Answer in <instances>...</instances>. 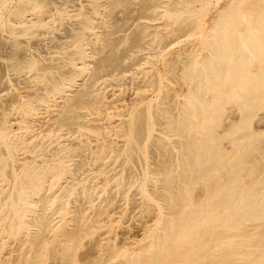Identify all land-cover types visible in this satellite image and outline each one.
<instances>
[{"label":"bare ground","instance_id":"6f19581e","mask_svg":"<svg viewBox=\"0 0 264 264\" xmlns=\"http://www.w3.org/2000/svg\"><path fill=\"white\" fill-rule=\"evenodd\" d=\"M8 1H10V0H8ZM19 1H20L19 3L21 5H23V7L26 5L25 3H27L28 5L31 4V3H32V5L33 4H38L39 5V4L45 2V0H19ZM89 1H91V0H89ZM177 1L181 2L182 4H184V2H186L187 0H177ZM50 2L54 3L55 1L51 0ZM103 2H104V0H103ZM109 2H110V5H111V9L112 8H116L119 5H122L124 7L129 8L130 5H131V0H110ZM256 2H257V5L260 6V4H259L260 1L259 0L258 1L255 0V3ZM49 3H48V0H47V3L45 4V6L47 4H49ZM53 3H52V5L55 6L56 4H53ZM105 3L106 2H104V4ZM155 3H156L155 0H141L140 1V8H139L140 12L143 13V14L152 15V12H151L150 9ZM263 3L264 2H262V5H264ZM233 4H235V3H233ZM233 4H232V7H233L232 9H234V7L237 8L235 5L233 6ZM5 5L7 6V0H0V11L4 7L6 8ZM205 5H207V4H205ZM229 5H231V3H229ZM229 5H227V6H229ZM238 5L240 6V4H238ZM39 6L41 7V5H39ZM45 6H44V8H46ZM48 6H49L48 9L51 10L50 9V8H52V7H50L51 3ZM102 6H104V5H102ZM225 6L226 5L224 4L222 9L225 8ZM239 6H238V8H239ZM258 6H257V8H258ZM261 6L259 7L260 8L259 9L260 12L258 11L259 13H257V11H256L257 8H256V6H254V9L256 8L255 10L253 9L255 11V15L258 14V16L254 17V18H251L252 16L251 17L249 16L251 12L248 15V13L244 12V9H243V12L246 13V14L241 12V14H236L234 17L231 16L230 18H228V15H227L226 18H228V19H225V17H221L220 18V16L223 15L222 13H221L222 15L219 14L220 16L217 15V17L220 18L221 20L219 19L220 20L219 21L218 18H217L216 19L217 21L215 23V25L217 24L216 25L217 27L214 25L215 28L213 26L212 27L214 29L211 28V32L213 30H216L215 32H217V33H213V34H216V36H214L212 34L213 36L210 37L211 35H210V32H209L207 39H209V37H210V40H207L208 42H206L207 45H208V49H209L208 53L210 52V55H211L210 59L207 60V58L209 56H207V57L204 56L205 57V61L202 60L203 62H199L198 61L199 57L197 56L198 53L196 54V51H191V49H190V51L188 50L189 52H186L187 54H185L186 56L184 55L185 56L184 58L183 57H179V56H178V60H175V58L173 59V57L171 58V60L173 59V61H171L172 66L169 69V72L166 71L168 65L166 67L164 65L163 68L165 69L164 71H166L165 74H167V73L170 74L172 71H175L176 69L180 68V70L178 69L179 70V74L181 72L180 78L183 77L181 80L185 79L186 80L185 83H187V85H189V88L187 86L188 89H187V91L185 93L183 91H185L186 88H185V90H183L184 88H183V86H181L180 87L182 89V91H181V89H179L178 86H177V89L180 92L177 91V93H175V94H177L176 96H178V94L183 92V94L181 93L182 97H184L183 96L184 94H185V97H186L185 100H184V98L182 99L183 100L182 102L180 100V98H182V97H179L178 100H180L179 102H181L180 104L178 103L179 105L175 104L176 102L175 103L173 102L174 98H172L171 95H170L172 93V91L171 90H167V91L164 90L165 93L162 91V93H164V94H163V96H162V98L160 100V104L158 103L159 105H158V107H156V109H154V108L152 109V107H151L152 106L151 103L153 102V100L150 101L151 103L148 102V103H150V105L147 104V106L140 105L142 107H138L139 104L136 105V106H129V107H131V109L129 108L130 112L128 111L129 113H127V111L125 110L126 111L125 113L128 114V118L126 117L127 118L126 120L124 119V121L122 123L117 125V127H121L120 129L119 128L116 129L117 128V127H115L116 124H113L112 123L113 121L111 122V120H110V123H112L114 128L112 127V125H110V127H112L113 130L116 129L117 131L119 130L118 132H120V133L117 132L116 136L119 137L118 134H120V135L123 136V139L125 138L124 140L123 139L120 140V141L123 140V144L121 142H119V141H116V142H119L120 144H122L121 151H120L122 156L127 157V159H132V160H135V161L138 160L139 161L138 163L140 164L142 162L140 157L145 155V151H144L145 148H146V150H148L147 148L153 147L154 149H156V153H158V155L156 157L155 164H154L155 168L153 167L154 170L151 169L154 161L150 158L153 161V163H152V165H150L151 167L149 166V169H151L153 171V172L151 171V173H153V175L151 176L150 175L151 173H149V175H148V172H146V170L148 171L147 165L144 166V167H147V169L143 171L144 168L141 167V164H140L141 169L143 168L142 172H140V173L144 172L143 174L146 177L144 178V180H145L144 183H143V181L142 182L139 181L137 183H140V182L143 183V185L142 184L140 185V187L142 186L141 187L142 188L141 191H143L141 193L148 194L150 196V197H147L148 201L153 199V202L155 201V203H153V204L156 205V206L155 205L154 206L157 207V209H160L161 212L162 211H166V209H167V211L164 213L167 216V218L165 217V220H164L163 214H161L163 218H161L160 217L161 215L159 214L160 218L156 216L158 218V220H156L157 218L153 214V216L156 218L155 220L157 221V225H155L153 227H157V230L154 228L156 231H155V233H152V235L150 236V239H149L150 242H148L149 240H147L148 243H146L145 241H146L147 238H149V236L148 237L146 236L147 238L145 240H143L146 244L143 242L145 244L143 246V244L141 243V245H142L141 247L142 248H139L141 250H139V251L137 250V252L134 249H133V251L132 250L131 251L130 250L127 251V249L123 250L122 246L123 245L125 246L126 245L125 243L123 245H120L121 246L120 247V246H118L119 243H117L116 240H113V242H112L111 241L112 239L109 236L106 235V233L109 230H113L116 226L115 227L112 226V228L114 227L113 229L108 228V231H106L107 230L106 229L105 230L106 233L103 230V233L106 235L105 237L106 238L109 237V238L105 239L104 236H103L104 234H103L102 236H103V239H105V241L100 238L101 241H103V242H101V243L99 242L98 248H97V245L96 246H92L91 245L94 248L96 247V249H98V250H99V247H100L103 251H105V252L108 251L107 253H105V252L102 253V251H97L96 250L97 253L99 252V254L96 255L97 253L95 252L96 253L95 254L96 258L92 259V257H94L93 256L94 253L91 251L92 248H89L88 251L85 250V252H83V253L78 250V249H80L81 246L85 245L86 241H87L86 243H88V239H89L88 235H91V236L94 235V234H91V233H93V229H96V227H97V229H99L101 227V225H105V221L104 222L101 221L104 224H100V226L97 225V224H99L98 222L102 219V217H100V216H103V215H100L101 211L99 212V210H102V206L100 207L101 209L99 208V210H97L98 211L97 213H100V214H98L99 215L98 217H96V215H95V217H92V215L90 214L91 217L89 216V219H87V217H86L87 215H85L87 213V211L90 209L88 207L89 204H90V206H92L91 204H92L93 201L90 199V195L92 194L94 196V194L89 192V190L91 189V191H95L94 190L95 188L99 189L98 186L100 185V183L98 184V182H99L98 179H94V181L97 180L96 184L98 186L95 185L94 181H92V183L94 182V184H91V187H89L90 189L86 190V188L89 186L90 182L88 181L89 182L88 183L86 181L87 183L83 184V182L85 180L84 179V180H81L83 182H81V183L78 182L79 185L77 187L79 188V187H81L83 185L87 186V184H88V186L87 187L85 186V188H83L84 186L81 187L84 190H80V194L79 193L77 194L75 192L76 190L74 191L76 194H74V193L72 194L70 192L73 196L76 195V196H74V199L72 201L77 199L76 202L80 201V204H77L78 206L75 204L77 208L74 209V206H75L74 202L75 201L71 203L72 205H74L72 209H74V211L76 210L75 212H71L72 209H70V212L75 215V218H73V219L76 221L75 222L76 224L73 223L74 226H71V225H73V224H71L72 223L71 220L74 221L71 218L72 215L69 218V219H71L70 220V222H71L70 224L71 225H69V223H67V222H69V219H68V221L64 219L65 222H62V223L57 221V222L60 223V224L58 223L59 225L57 227H60V229L63 230V231L61 230L62 233L64 234L62 236V233L58 232L59 234L61 233V237H60L59 240L61 241L62 244H59L60 246L55 247L57 245H56V243H54L55 246L52 247V244H49L46 235H47L48 232H50V231L54 232L56 230V229L53 230L54 229V225H55V223H54L55 221L52 222V220H54V218L56 220H58V218L55 217L56 214H55L54 218L51 220V216L54 213L52 211L53 207H54V209L58 210V213L60 214V216H61V214H64V216H65V211L66 210H64V208H65V205L67 206L65 201H67V199H66V197H68L67 193L70 191L68 189H70L69 187H71V188L73 187L72 190L74 188H77L76 185H73V184L70 186L71 182H73L72 180H74L73 178L75 177L74 176L75 173L72 171V165L74 163H69V162H74V161H69V160H71V158H73L72 157L73 154L76 155L78 150L79 151H80V149L82 150V146L84 148L86 146V144H88L87 142H89L90 140H94L93 142L95 143V139L97 140L99 138H102L104 135L107 134V131H108V130H106L107 123H104V125H106V126L102 125V128L106 127L103 130V131L106 132V134L104 133L103 136H101L99 138L96 137L95 139H90V138H92L91 136H93L94 134L95 135L98 134L96 132L94 133L93 131L92 132L94 134H92L90 132L92 129L91 130L88 129L89 131L88 130L84 131V129L87 128V127H84L87 124L86 123L87 120L83 121L82 118L84 117L83 113H86V112L85 111L82 112V110L80 111V109L81 108H91V107L94 108L93 106L95 105V103L97 105V103L102 102V99L99 96H97V95L94 98L91 97V94H92L91 82L93 84L94 80L96 81L97 79H104L102 77H106V79H107L108 78L107 76H110V75H111L110 79H111V81H113L112 80V76H113V78H115L117 76V74H120V73H121L120 74L121 76L116 77V79H114V80H117V78L120 80L123 77V75H122V74H124L123 71L130 64H131L130 66L132 67V62H133V61L131 62V60L127 62L125 60V58L130 56V53H129L130 51L138 50V49H140L142 47L144 39H145V36L149 32V31L147 32V30H146V28L148 27L147 22L142 23L141 27L138 30H136L134 32L132 31L133 33L130 32V34L132 33L131 36H129L130 39H131V42L129 44L130 46H128L127 48L125 47L123 50H121V49L118 50L117 48L115 49L114 46H112V47L110 46V47H107L108 49L106 48V51L104 50V52L102 54H100V56L98 55V58L96 57V59H95L96 60L95 61V68L93 70H91L92 71V76H91V80L89 79V81H90L89 83L85 82V83H81V86L78 85V87H80V88L74 89V91L75 90L76 91L73 92V94H72V92L69 91L70 88H69V90H66V91H69L72 94L70 100H68V98H67L68 102L64 103L63 106L60 109H58L59 112L53 118L54 120L51 119V117L54 116L53 115V116L50 117V119L48 118V120H46V121L50 122L51 120H53L51 122V125L50 124L47 125V129H48V126L50 125L52 127L53 126L57 127L60 131L64 130L65 133L63 132V134L64 135L66 134V136H68L70 140H69V142H67L68 141L67 137L66 138L64 137L63 140L67 139V141H66L67 143L66 142L62 143L63 142L62 141L61 144H59V146H58L57 150L55 151V153L52 150V152L54 154L51 155L52 152L51 153L49 152L50 153L49 155H51V156H48V154L46 155L44 153L45 150H44V152L42 151L41 148H43V147L41 145L40 146L41 153L43 152L44 156L50 157L49 159L46 158V162L44 161V159L43 160L41 159L42 162L40 160L39 162H41V163L40 164H36L37 162L35 160H37V158L34 156L35 155V149L37 148L38 144L40 145V144H42L44 142V139L48 136V133L50 132V129H52V127H51V128L48 129L49 130L48 131L46 128H44V129L42 128L43 125H44L43 121L45 119H43V121H41V124H43V125L40 126L41 128H39V129L40 130L41 129L44 130L45 133H47V131H48L47 135H45L46 137L44 138L43 135H42L43 138L41 137L40 139H43V140H40L42 142L40 143V141H39V143H38L37 140L39 138L37 139V136H36L35 138L37 140L35 139V141L37 142L36 143L37 146L35 145L36 148H33L34 150H32L34 152V155L32 154L33 153L32 151H31V153L28 151L29 152V156H30V154H32L34 156V159L36 158L34 160L36 163H34L32 161L33 160V156L30 157V159L32 158V160L28 159L30 162L26 158V159H23V160H27V161L21 160L22 163H19V161H20L19 159L22 158V157L20 156L21 154L18 155L17 153H20V152H18V150L20 149L19 147L24 149L23 148L24 147V142H26V141H21V139L26 134V131L27 132L29 130L32 131L33 126H32V123H28V126H30V125L32 126V128L30 129L29 127H27V124H25L22 121L24 123V125L26 126V128H28V130L26 129V131H24L25 134L24 135L22 134L21 135L22 137H19L17 135V133L20 130H22V128H18L20 130H16L17 131V133H16L13 130L14 129L13 125H15V124L12 125L13 122L9 121V123L12 126H8L7 122H8L9 119L7 120L5 118V116H4L2 121L0 120V260H1L0 264L1 263L2 264H110V263H112L115 260H117L118 264H162L163 260L166 259L167 257H171L173 259V264H190V262L192 260L205 261V263L209 262L211 260L212 264H229V263H232V262H240V263L244 262V264H258V263H261V260L264 259V237L262 236V234H264V230H263L264 229V221L262 220L264 218V130L263 131L253 130V128H251L250 125L255 120H257V121L260 120L259 113L262 114L261 112H259V110L264 105V97H263L264 96L263 95L264 94V67L262 69L258 68V69H260V72L259 73L256 72L258 74H256L257 76L255 75L256 76L255 79H253L254 77L253 78H249L248 77L251 80L248 84L244 80V84H247L246 87L244 86V88L241 89L242 84L240 86V82H242L243 78H246V73H251L249 71V66L251 65V62L254 60L253 58L255 56H258L259 57L258 58L259 61L260 60L262 61V59L264 60V58H262V57H264L263 56L264 52L262 51L264 49L263 48L261 49V44L264 42V6L262 8H261ZM22 8H21V12L20 11L16 12V15H17L18 12L22 13V15H23L24 11H25V13L28 11V8H26V6H25V8L27 10H22ZM92 8H95V7H92ZM97 8H99V6ZM16 9H18V8H16ZM31 9H32V7H31ZM38 9H39V7H38ZM42 9H43V7H42ZM64 9H66V8H64ZM64 9L61 8L60 10L62 12H64L63 11ZM205 9H206V7H205ZM18 10H20V9H18ZM60 10H58V11H60ZM191 11H193V10H191ZM191 11L189 9H187V8L185 9V8L174 7V8H171L169 13H168V16H169L168 18H170V20L171 19H174V20L179 19L178 18L179 13H182L181 15L183 16V19L181 21L179 20L178 22H176L177 23V29H175L180 34L184 33V32H187V31H189L191 29H194L196 27H199V22L192 16ZM220 11H219V13H220ZM39 12H40V10H39ZM234 12H236V10H233V11L231 10L232 14H235ZM237 12L240 13L239 11H237ZM14 13H15V10H14V12L12 14L10 13L11 16ZM25 13H24V15H25ZM225 14H226V12H225ZM16 15L14 14L13 16L17 17ZM181 15H180V17H181ZM252 15H254V14H252ZM8 17H7V19H8ZM5 18H3L4 21L7 20ZM84 18H85V16H84ZM112 19H110V20H112ZM98 20H100V19H98ZM226 20H227V22L230 23L229 25L233 26V30L232 31L229 30V32L231 31L230 34L227 32V30H226L227 28L223 29V27H227ZM22 21H24V20H22ZM242 21H245V24L247 22L248 25H249L248 29H247V27L245 29V30L248 31L247 36L243 35L244 32L242 34L239 33L241 31L238 32L237 28L239 27V25L242 24L241 23ZM25 22L27 23V21H25ZM83 22L86 23V25H84V27H79L80 24L77 25L79 27V29L81 28V30H82V28H83L81 33L78 32V34H80V36H78V34H77V37H78L77 41L78 40L81 41L83 39V37H84L83 34L85 35L86 33L89 32V31L87 32V30L93 29L94 24H95L96 21L94 22L93 19L87 18ZM218 22H219V24H218ZM4 23L5 22H3V24ZM176 23L174 21V23H172V24L174 25ZM98 24H99V22H98ZM26 25H25V27H28L29 24L27 26ZM74 25H76V24H74ZM74 25H73V27H74ZM15 26L16 25H14V27ZM18 26H21V25H18ZM81 26H83V23H81ZM106 26H108V24H106ZM126 26H128V25H126ZM155 26H157V25H155ZM11 27H12V24H11ZM38 27H41V25H39ZM48 27H50V26L48 25ZM78 27L75 26V28H77V29H78ZM42 28H45V27H42ZM53 28H50V30H53ZM96 28H98V27L96 26ZM45 29H44V31H45ZM67 29H69V28H67ZM71 29L72 28H70L69 30H71ZM39 30H40V28H39ZM47 30H49V28ZM121 30H123V29H121ZM175 30H174V32H175ZM19 31L21 32L22 30H19ZM31 31L32 30H30V32ZM53 31H55V30H53ZM68 31L66 30L67 33H68ZM150 31H152V30H150ZM70 32L71 31H69L68 34H70ZM202 32L203 31H201L200 36L203 35ZM227 33H228V35H227ZM156 34H158V33H156ZM12 35L16 38V40H17V37L18 38L20 37L18 35H14V34H12ZM71 35H70V37L67 36V35H64V37H66L67 39L69 37V41H70L71 40L70 39ZM86 35L88 36V34H86ZM173 35H174V33H173ZM72 36H74V35H72ZM159 37H160V34H159L158 38ZM205 37H203V38L200 37V39L202 38L203 41L205 42ZM4 38H5V36H4ZM66 38H64V41H65ZM74 38H76V36H74ZM74 38L72 40H75ZM197 38H199V37L197 36ZM11 39H13V38H11ZM95 39L97 40V38H94V40ZM161 39H162V41H164V38L161 37ZM174 39H175V37H174ZM202 39H201V42H203ZM3 40L0 39V42H3ZM58 40L55 42V44L58 43V45H59L60 43L62 44V42L64 43V41L60 40L58 42ZM19 41H16L17 43L15 42L16 43L15 47L17 46L18 49H19V47H21V44H20ZM22 41L23 40H21V42ZM100 41L102 42V40H100ZM159 41H160V38H159ZM159 41H157V44H158ZM199 41L200 40H198V44H199ZM159 43L160 44H164V43H161V42H159ZM55 44H54V46H55ZM61 44H60V46H61ZM75 44L77 45V43H75ZM83 44L82 43L78 44V46L74 50H72L71 53H75L76 57H73V58L72 57H68V55L69 54L71 55V53L64 51V53L65 52L69 53V54L66 55L67 57H65L64 60L66 59V62L68 63V66H70V70L72 71L70 73L71 75L70 74H68V75L67 74L66 75L65 74H60L59 76H49L48 75L46 77V80H47V84L46 85H47V87L45 88V89H47L48 93H52L53 94V93H56V92H59V91L63 90V88L65 86H67V84H70V83L75 81V77L80 75L78 73H81L85 69H87L88 65L87 66L85 65L86 64L85 60L87 58V55L89 54V53L86 54V52L89 49L86 51V47L87 46L84 47ZM201 44H200V46L199 45L198 46L202 47ZM111 45H113V44H111ZM159 45H158V47H159ZM198 46H197V48H198ZM1 47H2V45L0 46V48ZM15 47H14V49H15ZM23 47H26V46L23 45ZM117 47H118V45H117ZM192 47H194V46H192ZM33 48H32V51H33V54H35L34 51L36 50V48H35V50ZM52 48H53V46H52ZM186 48H188V46ZM206 48H205V50H206ZM148 49H150V48H148ZM148 49H145V50H148ZM152 49L153 48H151V51H154ZM29 50L30 49H28L27 53L29 52ZM41 50H43V49H41ZM64 50H66V49L64 48ZM184 50H187V49H184ZM38 51H40V50L38 49ZM141 51L142 50H140V52ZM148 51H150V50H148ZM155 51H157V49H155ZM17 52H15V54ZM261 52H263V53H261ZM19 53H21V52H19ZM27 53H26V55H27ZM38 53L39 52H37L35 55L37 56ZM59 53L60 52H58L57 54H59ZM137 53L131 54V55H133V57L136 58L134 55H136ZM148 53H150V52H148ZM30 54H31V51H30ZM30 54L28 53V55H30ZM57 54H56V56H57ZM65 54H64V56H65ZM151 54H150V56H151ZM26 55H25V57H26ZM23 56H21V58ZM58 56H60V55H58ZM61 56H63V55H61ZM25 57H23L22 59H20V57H19V58H17V61L14 58V60H15L14 62L15 63L12 61V65L16 66V67H22V68H32L34 66L35 62H36L35 59L37 57H39V56H37L35 59L33 57H27V58H25ZM89 57H91V55ZM133 57L131 56V59ZM139 57H142V56L139 55ZM260 57H261V59H260ZM2 58L0 59L1 62H2ZM155 58H156V56H155ZM179 58H183V59L179 60ZM87 59H89V58H87ZM4 60H6V59H3V61ZM11 60H13V58H11L10 61ZM37 60H39V59H37ZM47 60H48V58H47ZM58 60H61V59H57L55 62H57ZM91 60H92V58H91ZM143 60H145V59H143ZM50 61H51L50 63L54 62V60H51V59H50ZM134 61H138V60L134 59ZM129 62H131V63L128 65ZM138 62L140 63L141 61H138ZM5 64H7V63H5ZM9 64H10V62H9ZM9 64L6 65L7 69L5 68L6 69L5 71H7V73H8V69L15 68V67L9 68ZM41 64H42V62H41ZM140 64H142V63H140ZM145 64L147 65V62ZM150 64H152V62ZM2 65L3 64L1 63V66ZM40 65H37V66H40ZM142 65H144V63ZM137 66L139 67L140 65H137ZM44 67L45 66H43V67L40 66L38 68V69H40L39 71L36 69L38 74L43 69H44V71L46 70ZM65 67H64V69H66ZM138 67H137V69L140 68L139 69V71H140V70H144V68L146 66H143V69H141L142 66L139 67V68ZM258 67H260V66H258ZM128 68H127V70L130 73L132 71V68H131L130 71H129ZM3 70H4V68H3ZM127 70H125L126 71L125 74L128 76ZM31 71H28V73L26 72L27 75L33 73V71L32 72ZM139 71L137 70V73ZM247 71H249V72H247ZM133 72H136V69ZM133 72H132V75L134 76L135 74H133ZM154 72H156V71H154ZM154 72H153V74H154ZM1 73H3V72H1ZM62 73H63V71H62ZM174 73L175 72H173V74ZM177 73H176V75H177ZM17 74H20V77H21V73H16V75ZM53 74H55V73H53ZM83 74L84 73H82L81 75H83ZM89 74H91V73L89 72ZM125 74H124V76H125ZM252 74H253V72H252ZM1 75H0V78H2ZM7 75H8V78H10L9 73ZM22 75H23V72H22ZM27 75L25 74L21 78H23V77H25ZM114 75H116V76L114 77ZM129 75H131V74H129ZM158 75L160 76V73ZM13 76H14V74H13ZM84 76H86V75H84ZM131 76H129V78ZM152 76H154V75H152ZM168 76L172 78L174 75L173 76L172 75L171 76L168 75ZM253 76H254V74H253ZM3 77H6V74H5V76L3 75ZM124 78H128V77H123L120 81H122V82H123V80L125 81L126 79H124ZM155 78H157L156 75H155ZM155 78L152 77L151 81H153V82L157 81L159 84L162 83L161 81L159 82V80H161V78L158 77L159 79L157 78L158 80L154 81ZM176 78H179V77H176ZM106 79H105V81H106ZM5 80L7 81L9 79L6 78ZM107 80L110 81L109 78ZM205 80H208V84L210 83V81L212 82L211 84L213 85V89H212V92L209 91L210 93L207 90L208 87H206V86L208 84L207 85L205 84V82H207ZM43 81L44 80H42V81L40 80V83L43 82ZM80 81L83 82V79L82 80L80 79ZM1 82H3V81H1ZM12 82H13V80H12ZM117 82H119V81L117 80ZM125 82L127 83V81H125ZM125 82H123V83H125ZM179 82H180V80H179ZM179 82H178V84H180ZM40 83H38V84H40ZM112 83L110 82V84H112ZM170 83H172V82H170ZM182 83H184V81H182ZM185 83L181 84V85H185L186 86ZM115 85H117V83ZM155 85H158V84H155ZM167 86L168 85L166 84V87ZM74 87H75V85H74ZM74 87H71V88L73 89ZM156 87H158V86H156ZM209 87H212V86H209ZM160 88L161 87H159V89ZM45 89L43 90L44 93L46 91ZM168 91H171V93H169ZM29 92H30V90H29ZM61 92L64 93L63 91H61ZM61 92H59L57 96L60 97L59 94ZM99 92L97 94H99ZM160 92H161V90H160ZM173 92H175V91H173ZM30 93L29 94L27 93V95H28V97L32 98V96H29V95L32 94V93L31 94ZM65 93H67V92H65ZM16 94H18V93H16ZM94 94H96V93H94ZM101 94H102V92H101ZM34 95H35V93H34ZM44 95L45 94H43V96ZM142 95H140V96H142ZM154 95H155V92H154ZM161 95H159V96H161ZM232 95H233V97L236 96L237 98L239 97L241 99V100L238 99V100L241 101L240 103L238 102V103L234 104L235 106L238 105V107L241 109L240 110L241 114L238 113V114H240V115H238L237 112L234 113L235 112L234 110L231 112L230 108H229V111L231 112V115H229V116L231 117L232 113H233V114L236 115V117H237V115L240 116L239 117L240 120L236 121V122H235V120H234V122H231V120L229 122L228 121L226 122L225 121V118L227 116L226 108L229 107V106H226V103L228 101V98H230V96H232ZM143 96H145V100H146V95H143ZM176 96H174L175 99H176ZM36 97H38V96H36ZM61 97H63V99H64V96H61ZM158 97H156V99ZM11 98H10V100H11ZM20 98H21V96H20ZM22 98H23V101H24L25 95ZM30 98H28L26 103L29 101ZM42 98L43 97L38 98V103L41 102L44 99V98L43 99ZM147 98H149V97H147ZM14 99H15V97H14ZM34 99L37 100V98H34ZM34 99H33V101H34ZM135 99H139V98L135 97ZM143 99H144V97H141L138 100V102L141 101V100L144 101ZM153 99H154V102H155L156 99L155 98H153ZM159 99L156 100V102H155L156 104H157ZM106 100H107V98H106ZM149 100H151V99H149ZM232 100H233V98H232ZM30 101H31V99H30ZM51 101H53V100H51ZM107 101H106V103H107ZM6 102H9V99ZM29 102H28V104H29ZM48 102H49V100H48ZM235 102H237V101H235ZM108 103L111 104V102H108ZM142 103H140V104H142ZM155 103H153V105ZM37 104H36V101H35V104H32V106L36 105V107L33 108L34 111L36 110L35 108H37L39 106V105L37 106ZM112 104H114V103H112ZM8 105H9V103H8ZM20 105H22V104H20ZM42 105H40L38 108L44 110L43 109L44 107ZM56 105H58V104L56 103ZM56 105H54V106H56ZM99 105H100V103H99ZM99 105H97V106H99ZM228 105H229V103H228ZM232 105H233V103H232ZM28 106L31 107V104L28 105ZM109 106L112 107L111 105H109ZM121 106H122V104H121ZM123 106H125V105L123 104ZM41 107H43V108H41ZM100 107H101V105H100ZM110 107H107V108H110ZM58 108H59V106H58ZM31 109H32V107H31ZM33 109H32V111H33ZM101 109L103 110V108H101ZM101 109L99 111L100 113H101ZM124 109H127V106ZM93 110H91V111L89 110V111L92 112ZM107 110H109V109H107ZM235 110H236V107H235ZM23 111L24 112L26 111L27 113L26 112L25 113L27 115L30 112L29 108L26 109V107H25V110L23 109ZM86 111H88V110H86ZM95 111H97V110H95ZM119 111H121V113H122V108H121V110L119 109ZM53 112H55V111L53 110ZM56 112H57V110H56ZM107 112H105V113H107ZM116 112H118V110ZM2 113H5V112H2ZM11 113L13 114V111ZM14 113H15V110H14ZM32 113H34V112H32ZM26 114H25V116H26ZM30 114L31 113H29L28 116H32L33 115V114L30 115ZM107 114H109V113H107ZM119 114H118V117H120ZM126 114H124V115H126ZM16 115H18V114H16ZM46 115H47V113H46ZM92 115H93V113H92ZM100 115L101 114H99V116ZM111 115H108L106 117V119L109 116H111ZM114 115H112L110 118L112 119L114 117ZM13 116L15 117V114ZM44 116H45V114H44ZM94 116H96V115L94 114ZM16 117H18V116H16ZM16 117L14 119L17 120ZM85 117H86V114H85ZM99 118H98V120H99ZM231 118L235 119V117H231ZM231 118H227V120L231 119ZM263 118H264V116H263ZM120 119H123V118H119V121H120ZM10 120H12V119L10 118ZM21 120H22V117H21ZM32 120L33 119H31V121ZM36 120H38V119H36ZM98 120L96 119L95 121L97 122ZM100 121H102V119ZM102 123H103V121H102ZM116 123H119V122H116ZM155 123L159 124L161 126V127H159L160 129H158L160 133L154 131V129L157 130V125H155L156 127L153 128ZM260 123H261V121H260ZM16 124H18V123H16ZM96 124H94V125H96ZM21 125H22V123H21ZM261 125L262 124H260V128L262 127ZM16 126L17 125H15V127ZM18 126H20V124H18ZM25 126L22 125L23 128ZM99 126H96V128H97L96 130H99L98 129ZM83 127H84V129H83ZM34 128H35V125H34ZM92 128H94V127L92 126ZM258 128H259V126L256 127L255 129H258ZM39 129L37 128L34 131L37 132V130H38V132H39L40 131ZM58 129L55 128V130H57L59 132ZM107 129H110L109 126H108ZM23 130H25V128ZM96 130H94V131H96ZM261 130H262V128H261ZM30 131H29V133H30ZM34 131H32V132H34ZM99 131H97V132H99ZM111 131H112V129H111ZM32 132L30 133L31 135H32ZM41 132L39 134L40 136H41ZM56 132L53 133V134L51 132L50 133L52 135H54V134H56ZM58 132H57V134H58ZM88 132H89V134H88ZM100 133H103V132L100 131ZM108 133L113 134L112 138H114V134L116 133V131L114 130V132L112 131V133L109 131ZM57 134L55 136H57ZM90 134H92V135L90 136ZM31 135H28V136L26 135L27 138H26V136L23 137V138L28 139V137L31 136ZM34 135L35 134H33V136ZM59 135H61V134L59 133ZM100 135H102V134H100ZM33 136H31V137H33ZM109 136L110 135H108V137ZM31 137H29V138L31 140H33V142H34V137H33V139ZM52 137L54 138V140L56 139L54 136H52ZM52 137H50V138H52ZM60 137L62 138V136H60ZM60 137H58V138H60ZM108 137L106 136V137H103L102 139H104V138L105 139H110L111 138V137L110 138H108ZM50 138L48 136L49 140H50ZM115 138L117 139V137H115ZM102 139H100V140H102ZM225 139L226 140L228 139L227 142L230 141L231 144H233V146L236 147V149L237 148L239 149L240 147H242L244 149L243 154L239 155V153L237 151V154L235 153L237 156L234 157V155H232L233 156L232 158L227 156V154L229 152L227 154L226 153L224 154V152H226L227 150H229V151L231 150V149L225 150L226 147H224V146H226V145L228 146V143H226L224 141ZM54 140L51 139V142H53ZM56 140H62V139H56ZM56 140L54 141L55 143L59 142V141H56ZM100 140H99V144H101V142H102ZM113 140L114 139H111L110 143H112ZM20 141L23 142V143L20 144V146L18 147V145H19L18 143H21ZM27 141L30 142L29 139ZM104 141H103L102 144L105 143ZM31 142H30V144L33 143V142L32 143ZM48 142H50V141H48ZM224 142H225V144H224ZM45 143H46V141H45ZM55 143H52V144H55ZM68 143H70L71 145L69 144V146H68ZM96 143H95V145L98 146V147L96 146L98 148V151L96 150L97 148L95 150H92L93 148H95L94 147L95 145L94 146L91 145V147L93 146L92 149H91V152L93 151V153H94V152L97 151V153L94 154L95 156L97 154L96 158H100V157H104L105 158L106 157L105 155L108 154L107 153L108 150L106 152L105 149L108 147L107 146L108 144H109V146L112 145V144L107 143V145L106 144L105 145H100V147H99V145L96 144ZM30 144L27 143V145H30ZM33 144L31 145V147L34 146ZM49 144L50 143H47V145H49ZM89 144H91V143H89ZM21 145H23V146H21ZM27 145L25 144V146H27ZM43 146H44V144H43ZM45 147H44V149L47 150V148L50 147V146H48L47 148H45ZM52 149H54V145H53ZM84 149L87 152V149L86 148H84ZM89 149L90 148H88V150ZM233 149H235V148H233ZM36 150H39V148L36 149ZM111 150H109V151H111ZM153 150H151V151H153ZM24 152L25 151L23 150L21 153L24 154ZM26 152H25L24 155L23 154L22 155L25 156ZM46 152L48 153V151H46ZM83 152H84V150H83ZM91 152H89L88 155H86V156L88 157ZM143 152H144V154H143ZM147 152H149V150ZM174 152L179 153V155H180L178 164L174 163V161H176V160H173ZM38 154H39V159H40V156H42V158H45V157H43L42 154L40 155L39 152H38ZM147 154L148 153H146V155ZM229 154H231V153H229ZM92 155L93 154H90L91 159H92ZM108 155H110V154H108ZM119 155L118 156L115 155V156L118 159H120L119 157L121 155L120 156ZM149 155H151V154H149ZM176 155H178V154H176ZM176 155L174 156V158L178 157V156L176 157ZM255 155H257L259 157V159H258L257 163H255V161H254L255 166H254L253 169H251L252 171L254 170L253 171L254 176L252 177V179L249 182H247V183L243 182L242 183L241 182V177H243V175L247 172V169H248L247 163H251L254 160L253 157ZM17 156H19V157H17ZM145 156H143V157H145ZM76 157H79V155L76 156ZM81 157L82 156L80 154V158ZM87 157H84V159L85 158L87 159ZM104 158H102V159L100 158L101 160L100 159H94V160H99V162H98V164H99V163L103 162ZM146 158H148V156H146L145 159ZM84 159H82L83 163L81 161V162H79L77 164L78 168H83L84 164H85V166L88 167V163H90V162L88 161V163L86 165V162H85ZM111 159H113V157ZM115 159H114L113 162H115ZM151 160H150V164H151ZM154 160H155V158H154ZM31 161L33 162L34 165L32 164ZM100 161H102V162H100ZM144 161H146V160H144ZM28 162H29V164H32V165L29 166ZM104 162H105V160H104ZM117 162H118V160H117ZM125 162L126 161H124L123 167L125 165ZM147 162H148V160L146 161V164H147ZM93 163H94L93 165H95V161H93ZM131 163H133V162H131ZM115 164H118V163H115ZM134 164H133V166H134ZM112 165L114 166V163ZM19 166L21 167L22 172H18ZM102 166H104V165H102ZM251 167H253V166L250 165V168ZM76 168L75 167L73 168V169H75L74 171L77 170ZM117 168L118 167L116 166V169ZM100 169H99L100 172L104 171V170L101 171ZM132 169L133 168L131 167V172H132ZM80 170L82 171V169H80ZM89 170H91V169H89ZM107 170H108V172H110L109 166H108ZM217 170H220V171L222 170V172H223V174L221 172V175H223V177H222V180H223L222 182L223 183H222V186L220 188L218 187L219 180H220L219 177H210L209 178V175L212 174L213 172L217 171ZM79 171H76V172L79 173ZM96 171H98V170L96 169ZM113 171H114V169H113ZM112 172H111V174H112ZM72 173H74V174L72 175ZM93 173H99V172H92L91 174H93ZM103 173H104V175H106L105 172H103ZM103 173L98 174V176L100 175V177H101V175ZM120 173H122V170H121ZM138 173H139V171H138ZM140 173L138 174V176L140 175ZM70 174L72 175L73 178L70 177V178H72V180L69 178L71 182H69V181L67 182V183H70V184L68 185V184L65 183L67 186H66V188H63L64 183H63V185L61 183H62L63 179L67 178L66 176L70 175ZM83 174L81 173V175H83ZM91 174L89 176H92ZM116 174L114 173V175H116L118 177L120 176V175H118L119 173H116ZM123 174H124V172H123ZM143 174H141V175H143ZM78 175H80V174H78ZM135 175L137 176V174H135ZM94 176H96V175L94 174ZM131 177H133V176H131ZM137 178L140 180L139 177H137ZM77 179H79V178H77ZM89 179L93 180L91 178H89ZM122 179H123V176H122ZM112 180H114V178ZM132 180H134V182L138 181L137 179L135 181V178L131 179V181ZM242 180H244V179H242ZM100 181H102V180H100ZM116 181L117 180H115V183H114L115 185H116ZM74 182H75V180H74ZM152 182L153 183L154 182L155 183L158 182L161 185V190H159L158 187H157V189L159 191H156L154 189V185L152 186L153 187L152 189H154V190L147 189V185L149 183H151V185H152ZM202 182H204L203 188H201L202 189V194L204 192V199L203 200H201V199L199 200V198L197 196L199 195V197H200V192L198 191V193H197V190H199V189H197V187H198L199 184L201 185ZM78 183H76V184H78ZM137 183H136V185H138ZM80 184H81V186H80ZM121 184L122 183L120 182L119 183V187L121 186V188H122L123 184L122 185ZM132 184H133V182H132ZM46 185L49 186L50 188H52L51 190L57 189L58 186L59 187L62 186L61 188L64 189V191H65L64 194H66V195L58 194V193H57L58 195H51V196H50V194L48 196H46V194H48V193H46L44 195H41V192L44 191V188H45ZM105 185H106V187L108 186L107 184H105ZM105 185H104L103 188H105ZM160 185H159V187H160ZM92 186L95 187V188L92 189ZM100 186H102V184ZM131 186L132 185H130V188H131ZM155 186H158V184H155ZM109 187H111V186L109 185ZM138 187H137V189H139ZM81 188H79V189H81ZM42 189H43V191H42ZM48 189H47V192L49 191ZM63 189H62V191H63ZM66 189H67L68 192H66ZM100 189L97 190V193L100 192ZM120 190L121 189H119V191ZM129 190H131V189H129ZM129 190H126V191H128V193H129ZM50 191H49V193H51V192L53 193V191H51V192ZM56 191L59 192V189H57ZM135 191H136V189H135ZM102 192H103V190H102ZM112 192H110V193L112 194ZM60 193H62V192H60ZM98 194L100 195L101 192L98 193ZM98 194H96L97 195V199H98ZM126 194L127 193H125V195ZM102 195L103 194H101V196ZM151 195H152V197H151ZM71 196H70L69 200L72 198ZM77 196H78V198L80 197L79 201H78ZM116 196H119V195L117 194ZM125 197H127V195ZM35 198H39V200L41 202L40 203H36V201H39V200L38 199L35 200ZM64 198H65V200H64ZM119 198L120 197H118V199ZM147 198H145V199H147ZM103 199L104 198L102 197V200ZM126 199L128 200V199H131V198H130V196H128V198H126ZM69 200H68V202H69ZM106 200H107V198H106ZM106 200H104V201L106 202ZM111 200H113V199H111ZM45 201H48V202L50 201L52 206H49V207H50V209L52 208L51 211L53 213L51 211H48V212H51L52 215L51 214L49 215V213L47 211L46 212L43 211L44 209L47 208L46 206L48 205V202L46 203L47 204L46 205ZM87 201H90L91 203L88 202L89 204L88 203L86 204L87 207L85 206L86 208H83L84 207L83 204L86 203ZM109 201H108V204L111 205L112 202H109ZM115 201H116V199H115ZM115 201H114V203H115ZM123 201H124V199H123ZM129 201H127V202H129ZM160 201H161V203H160ZM94 202H100L99 204L101 205V201H97L95 199ZM116 202H118V201H116ZM119 202H122V200L121 201L119 200ZM41 203H42V205H40V206L43 207V208L41 209V207H40L39 210H41L42 213L40 212V213L37 214L36 212L38 210L36 209L37 211L36 210L34 211L33 209L37 208L39 206L37 204H41ZM148 203L150 204V202H147V204ZM106 204H107V202H106ZM147 204H146V208L149 206V205L147 206ZM102 205H103V203H102ZM121 205L123 207V205H125V204L123 203ZM161 205H163L162 209H165V210H161ZM93 206H95V205H93ZM106 206H108V205H105V207ZM49 207H48V209H49ZM67 207H66V209H67ZM95 207L93 208L94 211H95ZM120 207H118V208H120ZM87 208H89V209L87 211H85ZM118 208H116V209H118ZM157 209L156 210L154 209V210L157 212ZM57 210L55 211L56 213H57ZM91 210L92 209H90V211ZM90 211H88V213ZM115 211L116 210H114L112 214L116 213ZM119 212H120V210H119ZM119 212H117V214ZM140 212L143 213L144 211L143 212L140 211ZM90 213H93V210ZM106 213H108V212H106ZM158 213H159V210H158ZM59 214H58V216H59ZM102 214H104V213L102 212ZM109 215L111 216L110 213H109ZM114 215H116V214H114ZM60 216H59V218H60ZM62 216H61V218H62ZM106 217L108 218V220L110 219V217H108V215ZM106 217H105V219H106ZM148 217L150 219V215ZM67 218H68V216H67ZM112 218L110 219L111 221H112ZM115 219H116V217H115ZM115 219H113V221L118 220V223H119L120 220L119 219L115 220ZM151 221H153V220H151ZM107 222H109V221H107ZM107 222H106L107 225L108 224L110 226L113 225V224H110V223H107ZM150 222H147V224H150L151 227H152L153 224H156V223H154L155 221H153V223L151 222L152 224ZM52 223H54V225ZM111 223L115 224V222H111ZM143 223H144V221H143ZM251 223L254 225L253 228L249 227V225ZM145 226L147 228L148 225H145ZM102 227L105 228L106 225L102 226ZM143 227H144V224H143ZM148 228H149V226H148ZM57 230H58V228H57ZM147 230L148 229H145V231H146V232L144 231L145 234L147 233ZM261 230H263V232ZM100 232L101 231H99L98 233L100 234ZM148 232H149V230H148ZM150 232H154V231L152 230ZM88 233H90V234H88ZM53 234H57V233L54 232ZM86 235H87L88 239L85 240V242H84V239L86 238ZM95 235L97 236L98 234H95ZM95 235H94V237L91 238V240H94ZM136 235L134 236L135 238H136ZM146 235H148V234H146ZM100 236H101V234H100ZM141 236H143V235H141ZM26 237H28V239L29 238L31 239V240L29 239L30 240L29 242H31L32 244H29V245H30V247L32 245L31 248L33 249L32 250L33 252H30V250L24 249L25 252H23V254L26 253V251L30 252V253H28V256H27V253H26V255L24 254L23 256H25V257H21V260H22V258H24L25 261L22 260L23 263H19V261L17 260L16 256L14 258V255L16 254L15 253L16 250H15L14 246H15L16 240H18V239L21 240V241L20 240H18V241H20V243L22 245V242L23 243L25 242L23 240H25ZM54 237H56V236H54ZM62 237H64L63 242H62ZM122 237L125 238V236H122ZM134 237H132V238H134ZM137 237H139V236H137ZM96 238L98 240V237H96ZM124 238L122 239V241L124 240ZM135 238H134V240H135ZM48 239H50V238H48ZM109 239H111V240H109ZM139 239H140V237H139ZM94 241H95V243L97 242L96 239ZM114 241L118 245L115 244ZM126 242H127V240H126ZM95 243H92V244H95ZM16 245H18V243ZM127 245H129L128 242H127ZM134 246H135V244H134ZM30 247H28V248H30ZM88 247H90V246L88 245ZM16 248H17V246H16ZM21 248L23 249V247H21ZM21 248H17V252H18V249L22 250ZM86 248H87V246L83 247V250L86 249ZM77 250L81 253V256L78 257L79 258L78 261H73V257H74V255H75ZM81 251H82V248H81ZM91 252L93 253L92 257H90L91 254H92ZM100 252L102 254H100ZM20 253H21V251H20ZM149 254H151V256H149L150 260L147 261V258H149L148 257ZM18 255L22 256V254L21 255L18 254ZM42 256H47L46 257L47 261L45 260V262H42L41 261V257ZM168 264H169V262H168ZM203 264H204V262H203Z\"/></svg>","mask_w":264,"mask_h":264},{"label":"rangeland","instance_id":"374dc122","mask_svg":"<svg viewBox=\"0 0 264 264\" xmlns=\"http://www.w3.org/2000/svg\"><path fill=\"white\" fill-rule=\"evenodd\" d=\"M12 1V2H11ZM18 1V2H17ZM51 1V0H50ZM49 0H48V3L50 2ZM53 1H55L54 3L53 2H50L51 3V6L50 7H52V8H50L51 10H49L48 8H49V4H47L46 6H45V4L47 3V0H45V2L44 3H41V4H39V5H41V7L38 5V4H33L32 5V3L31 4H27V3H25L26 5V8H28V11L25 13V11H24V13H25V15H24V13H23V15H22V13H17V15H16V12L17 11H20L21 12V8L23 7V5H21L19 2V0H10V1H8L7 0V6H6V8L4 7L1 11H0V39H4L3 40V42H0V46L2 45V47L0 48V59L2 58V62L0 61V73L1 72H3V73H1L0 75L2 76V78H0V82L1 81H3V82H1L0 83V106L2 107H0V120L2 121V119L4 118V116H5V118L8 120V122H7V125L8 126H12L13 124H15V125H17L18 126V124H20V126H16L15 127V125H13L14 127V131L17 133V131L16 130H20V129H18V128H22V130H20L18 133H17V135L19 136V137H22L21 135L23 134H25V132L24 131H26V129L28 130V128H26V126L24 125V123L25 124H27V127H29L30 129L32 128V126H33V128H32V131H34V130H36L37 128L39 129V128H41L40 126H42L43 124V129L44 128H46L47 129V125L48 124H50L51 125V122L54 120L53 118L58 114V112H59V110L58 109H60L62 106H63V104L64 103H67L68 102V100H70V98H71V96H72V94H73V92H75L74 91V89H78V88H80V87H78V85L79 86H81V83H85V82H87V83H89L90 81H89V79L91 80V76H92V71L91 70H93L94 68H95V59H96V57L98 58V55L100 56V54H102L103 52H104V50L106 51V48L107 47H112V46H114V48L116 49H118V50H123L125 47L127 48L128 46H130L129 44H130V42H131V39H130V37L129 36H131V34L134 32V31H136V30H138L140 27H141V24L142 23H144V22H147V24H148V27L146 28V30H147V34H146V36H145V39H144V42H143V45H142V47L140 48V49H138V50H132V51H130L129 53H130V56H128V57H126L125 58V60L128 62V61H130L131 60V62H132V67L130 66L131 64V62H129L128 63V67H126V69L125 70H127V68L129 69V71L131 70V68H132V71L129 73L128 72V70H127V73H128V76L125 74L126 73V71L124 72L123 71V73L125 74V76H124V74H122L123 75V77H128V78H124V79H126L125 81H127V83L123 80V82H125V83H123L122 81H120L118 78H117V80L119 81V82H117V80H114V79H116V77H119V76H121L120 74H117V76L116 75H114V77L115 78H113V76H112V80L113 81H111V79H110V77H111V75L110 76H107L108 78H109V80L110 81H108L107 79H106V77H102V78H104V79H97L96 81L94 80L93 81V84H92V82H91V87H92V94H91V97L92 98H94V97H96V95L97 96H99L101 99H102V102H99L100 103V105H101V107H100V105H99V103H97V105H99V106H97L96 105V103H95V105L93 106L94 108H81L80 109V111L82 110V112H86V113H83L84 114V117H85V114H86V117L84 118H82V120L84 121H86V125L84 126V127H87V128H85L84 129V127H83V129H84V131H86V130H91L90 132L92 133V134H94L95 132L96 133H100V131H102L103 133H100V134H102V135H93V136H91L92 134H90V136L92 137V138H90V139H95L96 137L97 138H99V137H101V136H103V134L105 133L106 134V132L105 131H103L106 127L108 128V126H109V128L110 129H107L106 128V130H108L107 131V134L108 135H110L109 137H108V135L106 134V135H104L103 137H108V138H110V139H102V138H99V139H95V143L96 144H98L99 145V147H100V145H107V143H110L111 142V139H114L113 141H112V143H110V144H112V145H110L109 146V144L106 146L107 148L105 149V151L107 152V150H108V154H110V155H108L107 153V155H105L106 157L104 158V157H100L101 159L102 158H104V160H105V162H104V160H103V162L102 161H100V162H102V163H99L98 164V162H99V160H94V159H100V158H96V156H97V154H96V156L94 155L95 153H97V151H98V146L97 145H95V143L93 142L94 140H90L89 142H87L88 144H86V146L84 147V148H86L87 149V152L85 151V149L83 148V146H82V150L80 149V151L78 152L77 151V153H76V155H74L73 154V158H71V160H69V161H74V162H69V163H74L73 165H72V171L75 173V177L73 178L72 177V175L74 174V173H72V175L70 174V175H67L66 177L68 178H64L63 179V181H62V185H63V183H64V185H63V188H66V184H70V183H67L68 181L69 182H71L70 181V179L72 180V178L75 180V182H74V180H72L73 182H71V184H70V186L73 184V185H76V187L79 185V183L78 182H83V181H81V180H84V182H83V184H86L88 181L90 182H88L89 183V186H88V184H87V186L86 185H83V186H81V184H80V186L81 187H83V188H85V186L87 187L86 188V190L88 189H90L89 187H91V184H94V182H95V185H97L96 183H97V180L96 181H94V179H98V184L100 183V185L102 184V186H98L99 187V189H100V192H101V194H103L102 196H101V194L99 195L98 193H100V192H98L97 193V190H99L98 188L96 189L95 187H93L92 186V189H94L95 191H91V189L89 190V192H91V193H93L94 194V196L92 197L91 195H90V199L93 201H91L90 199V201L92 202V206H90V204L89 203H91L90 201H87L86 203H84L83 205H84V207L83 208H86L87 207V203L89 204V208L90 209H92L93 210V213H90V212H92V210L90 211V209L89 208H87L85 211H87L88 209V211H90L89 213H88V211H87V213L85 214V215H87L86 217H87V219H89V216L91 217V215H92V217H95V215H96V217H98L99 215L98 214H100V213H97L98 211L97 210H99V208L102 206V210H99V212L101 211V214L100 215H103V216H100V217H102V219L98 222L99 224H97V225H99L100 226V224H104V223H102V222H104L105 221V225H106V227L105 228H103L102 226H105V225H101V227L99 228V229H97V227H96V229L98 230H96V229H93V233H91V234H98L97 236L95 235V238H94V240L96 239V243H95V241L94 240H91V238L92 237H94V235H88V234H90V233H88L87 235H88V237H89V239H88V237H87V235H86V238L84 239V242H85V240H87L88 239V243H86L85 242V245H83V246H81L80 247V249H78L80 252H85V250H87L88 251V249L89 248H92L91 249V251L94 253V255H93V253L91 254V256L90 257H92V255L94 256V257H92V259L94 258H96V255H98L99 254V252L97 253V251H102V253L103 252H105V251H103L100 247H99V250L98 249H96V247L94 248V247H92V246H96L97 245V248H98V246H99V242L101 243V242H103V241H101V239L102 240H104L105 241V239H108L109 237L112 239H109V240H111L112 242H113V240H116V242L117 243H119V245L115 242V244H117L118 246H120V245H123L124 243L126 244L124 247L122 246V249L124 250H126L127 249V251H133V249L137 252V250L139 251V250H141V249H139V248H142L141 246V243L143 244V246L146 244V243H148V242H150V236L152 235V233H155V231L157 230V227H153V226H155V225H157V221L156 220H158V218L157 217H159L161 214H163V217H164V220H165V217L167 218V216L164 214L166 211H167V209H166V211H160V209H157V207H155L156 205L155 204H153V203H155V201L153 202V199H149L150 201H148V198L147 197H150L148 194H143V193H141V192H143V191H141L142 190V186L140 187V185L142 184L143 185V183L145 182V180H144V178L146 177L143 173H140V172H142V169H143V171L144 170H146L147 169V167H148V171L146 170V172H148V175H149V173H151V169H153L154 170V164H155V161H156V157H157V155H158V153H156V149H154L153 147H150V148H147L148 150H149V152H147L148 150H146V148H145V155H146V153H148L146 156H148V158H146L145 159V155H143V156H145V157H143V156H141L140 157V159L142 160V162L140 163L141 164V167H143L142 169H141V167H140V164L138 163L139 161L138 160H132V159H127V157H124V156H122L121 155V153H120V151H121V147H122V144H123V140L125 139H123V136L122 135H120V134H118L119 135V137L118 136H116L117 135V132L119 131H117L116 129H120L121 127H117V125H119L120 123H122L123 121H124V119L126 120L127 118H128V114H126L125 112L127 111V113H129L130 112V109H131V107H129V106H136V105H138V107H142V106H140V105H145V106H147V104L148 105H150V101H152L153 100V102L151 103L152 104V109L154 108V109H156V107H158V105L160 104V100H161V98H162V96H163V94L165 93L164 92V90L165 91H167V90H171L172 91V93H171V91H168L169 93H171L170 95H171V97L172 98H174V100H173V102L175 103V104H180L183 100V98H184V100L186 99V97H185V94L183 95L184 97H182V94H183V92L185 93L186 91H187V89L189 88V85H187V83H185V79H183V80H181L183 77H181L180 78V74H181V72H180V74H179V70H180V68H178V69H176L175 71H172L170 74H165L166 73V71L167 72H169V69L171 68V66H172V63H171V61H173V59L175 58V60H178V56L179 57H185L186 55L185 54H187L186 52H189L190 51V49H191V51H196V54H197V56L199 57L198 58V61L199 62H203V61H205V57H207V56H209L208 58H207V60L208 59H210L211 57V55H210V52L208 53V51H209V49H208V45H207V43L206 42H208L207 40H210V37H212L213 35L214 36H216V34H213V33H217V32H215L216 30H213L212 32H211V28L212 29H214L215 28V26L217 25H215V23H216V19L218 18L217 17V15H222V16H220V18L221 17H225V19H228V18H230L231 16H235L236 14H241V12H243V9H244V12H246V13H248V15H249V13L251 12L252 14H254V15H252L251 13H250V17L251 18H254V17H257L258 16V14L257 15H255V9L257 8V2L255 3V0H187L186 2H184V4H182L181 2H179V1H177V0H155L156 1V3L151 7V12H152V15H148V14H143V13H141L140 12V10H139V8H140V1L141 0H131V5H130V7L129 8H127V7H124V6H122V5H119V6H117L116 8H112L111 9V5H110V0H104V2H106L105 4H104V2H103V0L101 1V0H91V1H89V0H53ZM89 1V2H88ZM171 1V2H170ZM190 1V2H189ZM254 3H253V2ZM258 1V0H257ZM260 1V6L262 5V2H264V0H259ZM262 1V2H261ZM11 2V3H10ZM91 2V3H90ZM94 2V3H93ZM102 4V5H104V6H102L100 3ZM109 2V3H108ZM252 4H250V3ZM22 3V2H21ZM52 3L53 4H56L55 6H53L52 5ZM87 3V4H86ZM108 3V4H107ZM192 3V4H191ZM229 3H231V5H229ZM233 3H235V4H233ZM44 4V5H43ZM205 4H207V5H205ZM224 4L227 6V5H229V6H225V8H223L222 9V7L224 6ZM232 4H233V6L235 5L237 8H235L234 7V9H232L233 7H232ZM238 4H240V6H239V8H238V6L237 5ZM256 4V5H255ZM264 4V3H263ZM28 5V6H27ZM37 5V6H36ZM43 5V6H42ZM107 5V6H106ZM15 6V7H14ZM25 6L22 8V10H27L26 8H25ZM35 6V7H34ZM44 6L46 7V8H44ZM91 6V7H90ZM99 6V8H97ZM206 7V9H205V7ZM254 6H256V8L254 9ZM260 6H258V10L256 9V11H257V13H259L260 12ZM264 5H262L261 6V8L263 7ZM20 7V8H19ZM31 7H32V9H31ZM38 7H39V9H38ZM42 7H43V9H42ZM59 9H58V8ZM92 7H95V8H92ZM174 7H179V8H187V9H189L190 11L191 10H193V11H191V14H192V16L199 22V27H196V28H194V29H191V30H189V31H187V32H184V33H179L177 30H175V29H177V23L176 22H178L179 20L181 21L182 19H183V16L181 15L182 13H179V16H178V18L179 19H177V20H174V19H171L170 20V18H168L169 16H168V13H169V11H170V9L171 8H174ZM230 7V8H229ZM242 9H241V8ZM16 8H18V9H20V10H18V9H16ZM25 8V9H24ZM64 9V8H66V9H64L63 11L64 12H62L60 9ZM89 8V9H88ZM92 8V9H91ZM98 10H97V9ZM107 8V9H106ZM191 8V9H190ZM96 9V10H95ZM240 9V10H239ZM249 9V10H248ZM254 9V10H253ZM12 10V11H11ZM14 10H15V15L17 16V17H14L13 15L11 16V14L14 12ZM30 10V11H29ZM36 10V11H35ZM39 10H40V12H39ZM58 10H60V11H58ZM66 10V11H65ZM94 10V11H93ZM110 10V11H109ZM182 10V9H181ZM221 10V11H220ZM223 10V11H222ZM231 10L233 11V10H236V12H234L235 14H232L231 13ZM247 10V11H246ZM100 11V12H99ZM219 11H220V13H219ZM237 11H239L240 13H238ZM259 11V12H258ZM61 14H60V13ZM166 12V13H165ZM225 12H226V14H225ZM243 12V13H244ZM4 15H2V14ZM11 13V14H10ZM222 13V14H221ZM229 13V14H228ZM246 13H244V14H246ZM23 16H21V15ZM97 14V15H96ZM134 14V15H133ZM167 14V15H166ZM11 17H10V16ZM19 15V16H18ZM107 15V16H106ZM113 15V16H112ZM180 15H181V17H180ZM228 15V18H226V16ZM2 16V17H1ZM10 18H9V17ZM84 16H85V18L87 19V18H91V19H93L94 20V22H95V24H94V27H93V29H89V30H87V32L88 33H86V34H88V36L85 34H83V39L80 41V40H78L77 41V34H78V32L79 33H81V31L83 30V28H82V30H81V28L79 29V27H84V25H86V23L85 22H83V21H85L86 19L84 18ZM110 16V17H109ZM160 16V17H159ZM164 16V17H163ZM167 16V17H166ZM6 17V18H5ZM7 17H8V19H7ZM22 17V18H21ZM94 17V18H93ZM107 17V18H106ZM157 17V18H156ZM163 17V18H162ZM3 18H5V19H7L6 21H4L3 20ZM113 18V19H112ZM145 18V19H144ZM220 18H218V20L220 19ZM34 19V20H33ZM50 19V20H49ZM96 19V20H95ZM98 19H100V20H98ZM110 19H112V20H110ZM116 21H115V20ZM143 19V20H142ZM154 19V20H153ZM22 20H24V21H22ZM44 20V21H43ZM80 20V21H79ZM83 20V21H82ZM102 20V21H101ZM109 20V21H108ZM124 20V21H123ZM221 20V19H220ZM219 20V21H220ZM25 21H27V23L25 22ZM107 21V22H106ZM121 21V22H120ZM141 21V22H140ZM174 21H175V23L176 24H172V23H174ZM202 21V22H201ZM3 22H5L4 24H3ZM29 22V23H28ZM98 22H99V24H98ZM116 22V23H115ZM120 22V23H119ZM159 22V23H158ZM226 22H227V20H226ZM12 24V27H11V24ZM50 23V24H49ZM81 23H83V26H81ZM85 23V24H84ZM110 23V24H109ZM205 23V24H204ZM242 23V24H241ZM240 24L241 25H239V27L237 28L238 29V32L239 31H241V32H239V33H243V35L244 36H247V34H248V31L247 30H245L246 29V27H247V29H248V23L246 22V24H245V21H242ZM7 26H6V25ZM16 25L15 27H14V25ZM28 25V27H25V25ZM74 24H76V25H74ZM80 24V26L78 27L77 25H79ZM106 24H108V26H106ZM119 24V25H118ZM163 24V25H162ZM218 24H219V22H218ZM230 23L229 22H227V27H223V29H226L227 30V32L230 34V32L233 30V26H231V25H229ZM18 25H21V26H18ZM26 25V26H27ZM39 25H41V27H38ZM48 25L50 26V27H48ZM53 25V26H52ZM63 25V26H62ZM73 25H74V27H73ZM99 25V26H98ZM105 25V26H104ZM126 25H128V26H126ZM155 25H157V26H155ZM215 25V26H214ZM23 26V27H22ZM75 26L76 27H78V29L77 28H75ZM96 26L98 27V28H96ZM117 26V27H116ZM154 26V27H153ZM214 28H213V27ZM19 29V30H22L21 32L17 29V28ZM38 27V28H37ZM42 27H45V28H42ZM54 27V28H53ZM56 27V28H55ZM59 27V28H58ZM115 27V28H114ZM217 27V26H216ZM39 28H40V30H39ZM49 28V30H50V28H53V30H55V31H53V30H47ZM67 28H72L71 30H69V29H67ZM75 28V29H74ZM132 28V29H131ZM135 28V29H134ZM32 30L31 32H30V30ZM43 29V30H42ZM44 29H45V31H44ZM121 29H123V30H121ZM24 30V31H23ZM66 30L68 31H71L70 32V34H68L69 33V31H68V33L66 32ZM111 30V31H110ZM131 30V31H130ZM150 30H152V31H150ZM155 30V31H154ZM174 30H175V32H174ZM229 30H231L230 32H229ZM7 31V32H6ZM26 31V32H25ZM44 31V32H43ZM53 31V32H52ZM113 31V32H112ZM133 31V32H132ZM201 31H203L202 33H203V35H201L200 36V34H201ZM205 31V32H204ZM34 32V33H33ZM130 32H132L131 34H130ZM163 32V33H162ZM178 32V33H177ZM210 32V37H209V39H207V37H208V33ZM11 35H10V34ZM29 33V34H28ZM33 33V34H32ZM59 33V34H58ZM91 33V34H90ZM156 33H158V34H156ZM173 33H174V35H173ZM199 33V34H198ZM228 33H227V35H228ZM3 34V35H2ZM5 34V35H4ZM12 34H14V35H18V36H20L19 38L17 37V40H16V38L12 35ZM38 34V35H37ZM74 35V36H76V38H74V36H72V35ZM113 34V35H112ZM159 34H160V41H159V38H158V36H159ZM213 34V35H212ZM240 34V35H241ZM64 35H67V36H69L70 37V35H71V40L74 38L75 40H70L69 41V37H68V39L66 38V37H64ZM120 35V36H119ZM122 35V36H121ZM151 35V36H150ZM177 35V36H176ZM4 36H5V38H4ZM45 36V37H44ZM78 36H80V34H78ZM91 38H90V37ZM179 36V37H178ZM189 36V37H188ZM192 36V37H191ZM197 36L199 37V38H197ZM206 36V37H205ZM10 37V38H9ZM35 37V38H34ZM37 37V38H36ZM161 37L162 38H164V41H162V39H161ZM174 37H175V39H174ZM200 37H205V42L203 41V39H202V41L203 42H201V39H200ZM11 38H13V39H11ZM64 38H66L65 39V41H64ZM94 38H97V40L95 39L94 40ZM186 38V39H185ZM20 41H19V40ZM33 39V40H32ZM59 39V40H58ZM87 39V40H86ZM123 39V40H122ZM196 39V40H195ZM14 40V41H13ZM19 41L20 42V44H21V47L23 48H21V47H19V49L17 48V46L15 47V45H16V41ZM21 40H23L22 42H21ZM58 40V42L60 41V40H62V41H64V43L62 42V44H61V46H60V44L58 45V43L57 44H55V42ZM100 40H102V42L100 41ZM198 40H200L199 41V44H198ZM51 41V42H50ZM68 41V42H67ZM157 41H159V42H161V43H164V44H160L159 42H158V44H157ZM13 44H12V43ZM16 42V43H15ZM31 42V43H30ZM45 42V43H44ZM89 44H88V43ZM94 42V43H93ZM98 42V43H97ZM115 42V43H114ZM154 42V43H153ZM170 42V43H169ZM196 42V43H195ZM202 44H201V43ZM50 43V44H49ZM52 43V44H51ZM75 43H77V45L75 44ZM80 43H84L83 44V46L84 47H86V54H88L87 55V58H89V59H87L86 58V60H85V62H86V66H87V69H85L83 72H81V73H78V74H80V75H78V76H76L75 77V81L74 82H72V83H70V84H67V86H65L64 88H63V90H61V91H63L64 93H62L61 91H59V92H61L59 95H60V97L59 96H57L58 95V93L59 92H56V93H48L47 92V89H45L46 87H47V80H46V77L49 75V76H59L60 74H70L72 71L70 70V66H68V63L66 62V59L64 60V58L65 57H67L66 55L67 54H69V53H71L72 52V50H74L77 46H78V44H80ZM113 44V45H111V44ZM153 43V44H152ZM19 44V45H20ZM25 45L26 47H23V45ZM34 44V45H33ZM54 44H55V46H54ZM161 46H160V45ZM192 44V45H191ZM194 44V45H193ZM196 44V45H195ZM200 44H201V46L202 47H199L200 46ZM205 44V45H204ZM57 45V46H56ZM90 45V46H89ZM116 45V46H115ZM117 45H118V47H117ZM151 45V46H150ZM158 45H159V47H158ZM167 45V46H166ZM191 45V46H190ZM199 45V46H198ZM15 47V49H14V47ZM50 46V47H49ZM52 46H53V48H52ZM150 46V47H149ZM157 46V47H156ZM188 46V48H186ZM192 46H194V47H192ZM197 46H198V48H197ZM34 47V48H33ZM55 47V48H54ZM121 47V48H120ZM192 47V48H191ZM207 47V48H206ZM17 48V49H16ZM27 48V49H26ZM32 48L35 50V48H36V50L34 51V53L36 54L37 52H39L38 54H37V56H39V57H37L35 54H33V51H32ZM58 48V49H57ZM64 48L66 49V50H64ZM73 48V49H72ZM91 48V49H90ZM148 48H150V49H148ZM151 48H153L152 50H154V51H151ZM197 48V49H196ZM202 48V49H201ZM205 48H206V50H205ZM264 49V42L261 44V49ZM28 49H30L29 50V54H30V51H31V54L30 55H28V53H27V51H28ZM38 49L40 50V51H38ZM41 49H43V50H41ZM61 51H60V50ZM70 49V50H69ZM108 49V48H107ZM145 49H148V50H150V51H148V50H145ZM155 49H157V51H155ZM184 49H187V50H184ZM195 49V50H194ZM15 50V51H14ZM59 50V51H58ZM94 50V51H93ZM140 50H142L141 52H140ZM160 50V51H159ZM189 50V51H188ZM201 50V51H200ZM18 51V52H17ZM57 51V52H56ZM64 51H66V52H69V53H64ZM146 51V52H145ZM199 51V52H198ZM263 52H264V50H262ZM14 52V53H13ZM15 52H17L16 54H15ZM19 52H21V53H19ZM58 52H60L59 54H57ZM62 52V53H61ZM74 52V51H73ZM139 54H138V53ZM148 52H150V53H148ZM155 52V53H154ZM159 52V53H158ZM263 52H261V53H263ZM26 53H27V55H26ZM135 53H137L136 55H134L136 58H134L133 57V55H131V54H135ZM152 53V54H151ZM184 53V54H183ZM11 54V55H10ZM13 54V55H12ZM26 55V57H25V55ZM56 54H57V56H56ZM64 54H65V56H64ZM149 54V55H148ZM150 54H151V56H150ZM207 54V55H206ZM24 55V56H23ZM54 55V56H53ZM58 55H60V56H58ZM61 55H63V56H61ZM70 55V54H69ZM68 55V57H76V55H75V53H71V55L69 56ZM91 55V57H89ZM139 55L140 56H142V57H139ZM185 55V56H184ZM21 56H23V57H25V58H27V57H33L35 60H36V62H35V64H34V68L32 67V68H22V67H16V66H13L12 65V61L14 62L15 60L17 61V58H19L20 57V59H22L21 58ZM131 56L133 57L132 59H131ZM138 56V57H137ZM155 56H156V58H155ZM175 56V57H174ZM205 56V57H204ZM263 56H264V54H263ZM59 57V58H58ZM146 57V58H145ZM153 57V58H152ZM173 57V59L171 60V58ZM11 58H13V60H11L10 61V59ZM14 58H15V60H14ZM47 58H48V60H47ZM51 60H54V62L53 63H50L51 61H50V59ZM63 58V59H62ZM91 58H92V60H91ZM139 58V59H138ZM141 58V59H140ZM183 58H179V60H181V59H183ZM258 56H255L253 59V61L251 62V65L249 66V71L251 72V73H246V78H243V80H242V82H240V86H241V84H242V86H241V89L242 88H244V86L246 87L247 86V84L251 81L249 78H253V79H255L256 78V74H258L259 72H260V69H262L263 67H264V60L262 59V61L260 60H258ZM262 58H264V57H262ZM3 59H6V60H4L3 61ZM37 59H39V60H37ZM57 59H61V60H58L57 62H55ZM94 59V60H93ZM134 59L136 60H138V61H141L140 63H144V65H142V64H140L138 61H134ZM143 59H145V60H143ZM260 59H261V57H260ZM46 60V61H45ZM88 60V61H87ZM143 60V61H142ZM155 60V61H154ZM203 60V61H202ZM258 60V61H257ZM6 61V62H5ZM147 62V65L145 64L146 62ZM4 62V63H3ZM9 62H10V64H9ZM41 62H42V64H41ZM79 62V61H78ZM88 62V63H87ZM135 62V63H134ZM137 62V63H136ZM152 62V64H150ZM168 62V63H167ZM1 63L3 64L2 66H1ZM5 63H7V64H9V68H12V67H15V68H12V69H8V73H9V76H10V78H8V73H7V71H5L6 69H7V67H6V65L7 64H5ZM15 63V62H14ZM134 63V64H133ZM260 63V64H259ZM41 64V65H40ZM48 64V65H47ZM94 64V65H93ZM136 64V65H135ZM37 65H40L41 67H43V66H45L44 68L46 69L45 71H44V69L38 74V72H37V70L39 71L40 69H38L40 66H37ZM135 65V66H134ZM137 65H140L139 67H141V69H143V66H146L145 68H144V70H140L139 71V67L137 66ZM164 65H165V67L168 65V67H167V69H166V71H164L165 69L163 68L164 67ZM4 66V67H3ZM11 66V67H10ZM66 66V67H65ZM91 66V67H90ZM258 66H260V67H258ZM52 67V68H51ZM64 67L67 69H64ZM131 67V68H130ZM137 67L139 68V69H137ZM3 68H4V70H3ZM6 68V69H5ZM92 68V69H91ZM258 68H260V69H258ZM18 69V70H17ZM37 69V70H36ZM48 69V70H47ZM56 71H55V70ZM89 69V70H88ZM136 69V72H133L134 70ZM3 70V71H2ZM33 71V73H31V74H28L27 75V73H28V71ZM88 70V71H87ZM137 70L139 71L138 73H137ZM152 70V71H151ZM178 70V71H177ZM259 70V71H258ZM16 71V72H15ZM23 72V75H22V72ZM31 71V72H32ZM62 71H63V73H62ZM144 71V72H143ZM154 71H156V72H154ZM178 73H177V72ZM249 71H247V72H249ZM15 72V73H14ZM27 72V73H26ZM35 72V73H34ZM55 73V74H53V73ZM58 72V73H57ZM60 72V73H59ZM89 72L91 73V74H89ZM132 72H133V74H135L134 76L132 75ZM153 72H154V74H153ZM173 72H175L174 74H173ZM252 72H253V74H254V76H253V74H252ZM256 72H258V73H256ZM16 73H21V77L22 76H24L25 74L27 75V76H25V77H23V78H21L20 77V74H17L16 75ZM25 73V74H24ZM30 73V72H29ZM82 73H84L83 75H81ZM86 73V74H85ZM137 73V74H136ZM150 73V74H149ZM160 73V76L158 75ZM176 73H177V75H176ZM5 74H6V77H3V75L5 76ZM12 74V75H11ZM13 74H14V76H13ZM51 74V75H50ZM129 74H131V75H129ZM19 75V76H18ZM71 75V74H70ZM84 75H86V76H84ZM152 75H154V76H152ZM155 75H156V77L158 78H161V80H159V82L161 81L162 83L161 84H159L156 80H158L157 78H155ZM158 75V76H157ZM168 75H174L172 78L171 77H169ZM256 75V76H255ZM129 76H131L130 78H129ZM19 77V78H18ZM44 77V78H43ZM83 77V78H82ZM85 77V78H84ZM136 77V78H135ZM152 77L153 78H155V80L154 81H156V82H153V81H151V79H152ZM169 77V78H168ZM176 77H179V78H176ZM249 77V78H248ZM9 79V80H5V79ZM82 80L83 79V82L82 81H80V79ZM167 78V79H166ZM16 79V80H15ZM105 79H106V81H105ZM128 79V80H127ZM12 80H13V82H12ZM40 80L42 81V80H44L43 82H41L40 83ZM79 80V81H78ZM88 80V81H87ZM168 80V81H167ZM179 80H180V82H179ZM244 80H245V82H247V84H244ZM5 81V82H4ZM78 81V82H77ZM108 81V82H107ZM182 81H184V83L186 84V86L185 85H181V84H184V83H182ZM205 81H207V82H205V84L207 85L208 84V80H205ZM76 82V83H75ZM80 82V83H79ZM95 82V83H94ZM110 82L112 83V84H110ZM169 82V83H168ZM170 82H172V83H170ZM175 82V83H174ZM178 82L180 83V84H178ZM38 83H40V84H38ZM79 83V84H78ZM117 83V85H115ZM120 83V84H119ZM124 85H123V84ZM177 83V84H176ZM212 82L210 81V83L206 86V87H208V92L210 91V92H212V89H213V85L211 84ZM155 84H158V85H155ZM166 84L168 85L167 87H166ZM172 84V85H171ZM46 85V86H45ZM74 85H75V87H74ZM120 85V86H119ZM149 85V86H148ZM180 85V86H179ZM36 86V87H35ZM42 86V87H41ZM45 86V87H44ZM96 86V87H95ZM156 86H158V87H156ZM177 86H178V88L179 89H181L180 87L181 86H183V90H185V88H186V90L185 91H183V92H181L180 94H178V96H176L177 94H175V93H177V91L178 92H180L178 89H177ZM185 86V87H184ZM187 86H188V88H187ZM209 86H212V87H209ZM44 87V88H43ZM71 87H74L73 89L71 88ZM159 87H161L160 89H159ZM163 87V88H162ZM169 87V88H168ZM69 88H70V90H69ZM97 88V89H96ZM130 88V89H129ZM155 88V89H154ZM240 88V87H239ZM46 90L45 91V93H44V91L43 90ZM65 89V90H64ZM94 89V90H93ZM29 90H30V92L33 94H31L30 92H29ZM66 90H69L70 92H72V94L69 92V91H66ZM160 90H161V92H160ZM240 90V89H239ZM40 91V92H39ZM97 91V92H96ZM100 91V92H99ZM159 91V92H158ZM162 91L164 92V93H162ZM173 91H175V92H173ZM181 91H182V89H181ZM39 92V93H38ZM47 92V93H46ZM65 92H67V93H65ZM96 93V94H94V93ZM99 92V94H97ZM101 92H102V94H101ZM152 92V93H151ZM154 92H155V95H154ZM158 92V93H157ZM209 92V93H210ZM16 93H18V94H16ZM27 93L29 94H31V95H29V96H32V98H30V97H28V95H27ZM34 93H35V95H34ZM45 94L44 96H43V94ZM10 94V95H9ZM39 94V95H38ZM56 94V95H55ZM71 94V95H70ZM146 95V100H145V96H143V95ZM151 94V95H150ZM162 94V95H161ZM14 95V96H13ZM24 95H25V99H24V101H23V98L22 97H24ZM95 95V96H94ZM101 95V96H100ZM140 95H142V96H140ZM159 95H161V96H159ZM180 95V96H179ZM264 95V94H263ZM13 96V97H12ZM20 96H21V98H20ZM34 96V97H33ZM36 96H38V97H36ZM61 96H64V99H63V97H61ZM70 96V97H69ZM108 96V97H107ZM152 96V97H151ZM159 96V97H158ZM174 96H176V99H175V97ZM13 99H12V98ZM14 97H15V99H14ZM40 97H43L42 99V103L41 102H39L38 103V98H40ZM52 97V98H51ZM58 97V98H57ZM66 97V98H65ZM135 97L136 98H141V97H144V101H139L138 102V100L139 99H135ZM147 97H149V98H147ZM151 97V98H150ZM156 97H158L157 99H159L158 100V102H157V104L155 103L156 102ZM179 97H182V98H180V100H181V102H179L180 100H178L179 99ZM264 97V96H263ZM10 98H11V100H10ZM28 98H30L31 99V101H30V99H29V104H28V102L26 103V101L28 100ZM34 98H37V100H35ZM54 98V99H53ZM67 98H68V100H67ZM106 98H107V100H106ZM153 98H155L156 100H155V102H154V99ZM231 98V99H230ZM230 98H228V101H227V103H226V106H229L228 108H226V114H227V116H226V118H225V121L227 122H229L230 120H231V122H234V120H235V122L236 121H239L240 120V116H238V115H240L241 114V109L238 107V105H234V104H236V103H240L241 101V99L238 97H236V96H234L233 97V95L232 96H230ZM232 98H233V100H232ZM7 99V100H6ZM8 99H9V102H6V101H8ZM17 99V100H16ZM33 99H34V101H33ZM149 99H151V100H149ZM238 99H240V100H238ZM40 100V99H39ZM48 100H49V102H48ZM51 100H53V101H51ZM105 100V101H104ZM111 100V101H110ZM149 100V101H148ZM34 103H33V102ZM35 101H36V104H37V106L39 105H42L43 107H41V108H43L44 110H42V109H39L38 107L37 108H35L36 110L34 111V107H36V105H34V106H32V104H35ZM106 101H107V103H106ZM138 103H137V102ZM146 101V102H145ZM178 101V102H177ZM235 101H237V102H234ZM51 102V103H50ZM54 102V103H53ZM108 102H111V104H109ZM136 102V103H135ZM143 102V103H142ZM148 102H150V103H148ZM8 103H9V105H8ZM50 103V104H49ZM53 103V104H52ZM56 103L58 104V105H56ZM106 103V104H105ZM112 103H114V104H112ZM140 103H142V104H140ZM145 103V104H144ZM153 103H155L154 105H153ZM159 103V104H158ZM228 103H229V105H228ZM232 103H233V105H232ZM20 104H22V105H20ZM31 104V107H32V109H33V111H32V109H31V107L30 106H28V105H30ZM61 104V105H60ZM120 104V105H119ZM121 104H122V106H123V104L125 105V106H121ZM133 104V105H132ZM178 104V105H179ZM231 104V105H230ZM11 105V106H10ZM25 105V106H24ZM27 105V106H26ZM54 105H56V106H54ZM104 107H103V106ZM109 105H111L112 107H110ZM157 105V106H156ZM6 106V107H5ZM54 106V107H53ZM58 106H59V108H58ZM126 106H127V109H124V108H126ZM25 107H26V109H28L29 108V110H30V112L29 113H31V114H33L32 116H28L29 115V113H28V115L23 111V109L25 110ZM28 107V108H27ZM47 107V108H46ZM101 108H103V110L101 109V113L99 112L100 111V109ZM107 107H110V108H107ZM235 107H236V110H235ZM238 107V108H237ZM97 108V109H96ZM121 108H122V113H121V111H119V109L121 110ZM130 108V109H129ZM229 108H230V111L232 112L233 110L235 111L234 113H236L237 112V114L238 113H240V114H238L237 115V117H236V115L235 114H233L232 113V116L231 117H235V119L233 118H231L229 115H231V112L229 111ZM39 109V110H38ZM85 109V110H84ZM94 109V110H93ZM105 109V110H104ZM107 109H109V110H107ZM129 109V110H128ZM232 109V110H231ZM264 105L261 107V109L259 110V112H261L262 114H260L259 113V115H260V120H255L254 122H252L251 123V125H250V127L251 128H253V130H256V131H263L264 130V118H263V116H264ZM14 110H15V113H14ZM38 110V111H37ZM53 110L55 111V112H53ZM56 110H57V112H56ZM86 110H88V111H86ZM91 110H93L92 112H90ZM95 110H97V111H95ZM118 110V112L120 113H118V112H116ZM126 110V111H125ZM239 112H238V111ZM13 111V114L11 113ZM19 113H18V112ZM34 112V113H32V112ZM38 113H37V112ZM41 113H40V112ZM43 111V112H42ZM107 112V113H109V114H107V113H105V112ZM112 111V112H111ZM129 111V112H128ZM263 111V112H262ZM2 112H5V113H2ZM22 112V113H21ZM114 112V113H113ZM124 112V113H123ZM230 112V113H229ZM2 113V114H1ZM21 113V114H20ZM38 115H37V114ZM40 113V114H39ZM46 113H47V115H46ZM54 113V114H53ZM56 113V114H55ZM92 113H93V115H92ZM112 115H114V117L111 119L110 117L112 116ZM229 113V114H228ZM5 114V115H4ZM10 114V115H9ZM15 114V117L16 116H18V117H16L17 118V120L16 119H14L15 117L13 116ZM16 114H18V115H16ZM25 114H26V116H25ZM30 114V115H31ZM44 114H45V116H44ZM91 114V115H90ZM94 114L96 115V116H94ZM99 114H101L100 116H99ZM118 114H119V116L120 117H118ZM122 114V115H121ZM124 114H126V115H124ZM8 115V116H7ZM36 117H35V116ZM54 115V116H53ZM108 115H111V116H109L107 119H106V117L108 116ZM124 115V116H123ZM234 115V116H233ZM44 116V117H43ZM51 116H53V117H51ZM122 116V117H121ZM13 117V118H12ZM21 117H22V120H21ZM30 117V118H29ZM50 117H51V119H53V120H49L50 122H48V121H46V120H48V118L50 119ZM100 117V118H99ZM117 117V118H116ZM127 117V118H126ZM262 117V118H261ZM10 118L12 119V120H10ZM47 118V119H46ZM94 118V119H93ZM98 118H99V120H98ZM119 118H123V119H120V121H119ZM227 118H231V119H228L227 120ZM237 118V119H236ZM31 119H33L32 121H31ZM36 119H38V120H36ZM43 119H45L44 121H43ZM98 120L97 122L95 121V120ZM102 119V121H103V123H102V121H100ZM14 120V121H13ZM25 120V121H24ZM94 120V121H93ZM110 120H111V122L113 123V124H116V126L115 127H117L116 129H114L115 131H116V133L114 134V138H112L113 136V134H110V133H108L109 131L112 133V131L114 132V130H113V125H112V123H110ZM9 121H11V122H13L12 123V125L9 123ZM18 121V122H17ZM24 123H23V122ZM34 121V122H33ZM40 121V122H39ZM41 121H43V124H41ZM91 121V122H90ZM100 121V122H99ZM106 121V122H105ZM260 121H261V123H260ZM27 122V123H26ZM39 122V123H38ZM48 122V123H47ZM116 122H119V123H116ZM16 123H18V124H16ZM21 123H22V125L23 126H25L24 128H25V130H23L24 128L22 127V125H21ZM28 123H32V126L30 125V126H28ZM47 123V124H46ZM93 123V124H92ZM97 123V124H96ZM100 123V124H99ZM102 123V124H101ZM104 123H107V126L106 125H104ZM110 123V124H109ZM196 123V122H195ZM91 124V125H90ZM94 124H96V125H94ZM197 124V123H196ZM254 124V125H253ZM257 124V125H256ZM260 124H262L261 126V128H262V130H261V128H260ZM34 125H35V128H34ZM46 125V126H45ZM49 125V126H50ZM88 125V126H87ZM100 125V126H99ZM102 125H104V126H106V127H104V128H102ZM110 125H112V127H110ZM155 125H157V130H155L154 129V131H156V132H158V133H160L159 132V130L158 129H160L159 127H161L159 124H154V126H153V128H155L156 126ZM256 125V126H255ZM45 126V127H44ZM48 126V129L49 128H51L52 126H50L49 127ZM92 126L94 127V128H92ZM96 126H99V130H96L97 128H96ZM253 126V127H252ZM255 126V127H254ZM259 126V128L258 129H255L256 127H258ZM16 128V129H15ZM55 128L56 129H58L57 127H55V126H53L52 127V129H50V132L53 134V133H55L57 130H55ZM101 128V129H100ZM45 129V130H46ZM47 129V130H48ZM96 130V131H94V130ZM111 129H112V131H111ZM40 130V129H39ZM55 132H54V131ZM59 130V129H58ZM88 130V131H89ZM30 131V130H29ZM29 131L27 132L26 131V134L23 136V137H25L26 135L28 136V135H31L30 133L32 132V131H30V133H29ZM42 131V132H41ZM49 131V130H48ZM48 131H47V133H48ZM53 131V132H52ZM94 133H93V132ZM97 131H99V132H97ZM21 132V133H20ZM23 132V133H22ZM37 132H38V130H37ZM36 131H34V132H32V135L31 136H33V134H35L33 137H34V142H33V140H31L29 137H31V136H29L28 137V139L30 140V142L34 145V146H32L31 147V145L32 144H30V142L29 141H27L28 139H25V138H23L22 137V139H21V141H26L27 143H29L30 145H27V143L26 142H24V149H22L21 147H19L20 146V144H22L23 142H21V143H18L19 145H18V147L20 148L19 150H18V152H20V153H17L18 155L19 154H21L20 156L22 157V158H20L19 160V163H22V161L21 160H23V159H26L27 158V160L28 159H30V157L31 156H33L34 155V152L32 151V150H34L33 148H36V146H37V142L35 141V137L37 136V141H38V143H39V141L40 140H43V139H40L41 137H42V135H43V137L45 138L46 136L45 135H47V133H45V131L44 130H40L38 133H37ZM40 132H41V136L39 135L40 134ZM48 133V136H49V138L50 137H52V136H54L56 139H62V140H56V141H59V142H54L55 140H54V138L52 137V138H50V140L48 139V136L44 139V142L42 143V144H38V146H37V148L36 149H38L39 148V150H36L35 149V157L37 158V160H35L34 159V156H33V160H32V158L30 159V160H32L34 163H36V164H40L41 162H42V160L44 159V161L46 162V158H50V157H47V156H44L43 154L45 153L46 155L48 154V156H51L52 154H54L55 153V151L57 150V148H58V146H59V144H61V142L62 143H65L66 141H67V139H68V141L67 142H69V137L68 136H66V134L64 135L63 134V132L65 133V131L63 130V131H60L59 130V132H58V134H57V132H56V134H57V136H55L56 134H54V135H52L51 133ZM62 132V133H61ZM20 133V134H19ZM29 133V134H28ZM43 133V134H42ZM59 133L61 134V135H59ZM118 133H120V132H118ZM39 136H38V135ZM63 134V135H62ZM88 134H89V132H88ZM52 135V136H51ZM59 135V136H58ZM27 136H26V138H27ZM60 136H62V138L60 137ZM33 137H31L32 139H33ZM42 137V138H43ZM58 137H60V138H58ZM66 138L67 137V139H64L63 140V138ZM115 137H117V139L115 138ZM172 137V136H171ZM170 137V138H171ZM174 137V136H173ZM47 139V140H46ZM51 139H53L54 141L53 142H51ZM100 139H102V140H100ZM119 139V140H118ZM121 139H123L122 141H120ZM172 139V138H171ZM99 140L100 141H102L101 142V144H99ZM105 140V141H104ZM110 140V141H109ZM228 140V139H227ZM227 140L225 139L224 141L226 142V143H228V146L226 145V146H224V147H226V149L225 150H227V149H231L230 151L229 150H227L226 152H224V154L226 153H231V154H227V156L228 157H233L232 155H234V157H236L237 155V151H238V153H239V155L240 154H243V151H244V149L242 148V147H240L239 149L237 148L236 149V147L235 146H233V144H231V142L229 143V142H227ZM45 141H46V143H45ZM48 141H50V142H48ZM103 141L105 142L104 144H102L103 143ZM109 141V142H108ZM116 141H119V142H121L122 144H120L119 142H116ZM42 141H40V143H41ZM66 142V143H67ZM116 142V143H115ZM225 142H224V144H225ZM47 143H50L49 145H47ZM52 143H55V144H52ZM89 143H91V144H89ZM119 143V144H118ZM25 144L27 145V146H25ZM43 144H44V146H43ZM52 144V145H51ZM69 144L70 143H68V146H69ZM230 144V145H229ZM36 145V146H35ZM42 145V147L43 148H41L42 149V151L44 152V150H45V152L43 153H41V151H40V146ZM53 145H54V149H52L53 148ZM63 145V144H62ZM71 145V144H70ZM91 145H95L94 147L95 148H93L92 149V147H91ZM115 145V146H114ZM118 145V146H117ZM21 146H23V145H21ZM46 146V147H45ZM48 146H50V147H48ZM57 146V147H56ZM97 146V147H96ZM114 146V147H113ZM27 149H26V148ZM44 147L45 148H47V150L46 149H44ZM229 147V148H228ZM56 148V149H55ZM88 148H90L89 150H88ZM97 148V149H96ZM109 148V149H108ZM154 150H153V149ZM233 148H235V149H233ZM18 149V148H17ZM31 149V150H30ZM51 149V150H50ZM91 149L92 150H97L96 152H94L93 153V151L91 152ZM112 149V150H111ZM233 149V150H232ZM21 150V151H20ZM29 151L30 153H31V151L33 152L32 154H30V156H29V152L27 153L26 152V157L25 156H23L24 154H25V152H24V154L23 153H21L22 151ZM52 150H53V152H52ZM83 150H84V152H83ZM109 150H111V151H109ZM151 150H153V151H151ZM46 151H48V153L46 152ZM114 151V152H113ZM117 153H116V152ZM38 152L40 153V155L42 154L43 155V157H45V158H42V156H40V159H39V154H38ZM51 153V155H49L50 153ZM89 152H91L90 154H93L92 155V159H91V157H90V154H89V156L87 157L86 155H88V153ZM151 152V153H150ZM83 153V154H82ZM112 153V154H111ZM121 155H119V154ZM236 153V154H235ZM23 154V155H22ZM80 154H81V158H80ZM143 154H144V152H143ZM149 154H151V155H149ZM176 154H178V155H176ZM258 154V153H257ZM79 155V157H76V156H78ZM120 156L119 158L120 159H118L116 156ZM176 155V157L178 158H174V156ZM259 155V154H258ZM28 156V157H27ZM104 156V155H103ZM115 156V157H114ZM174 156H173V160H176V161H174V163H176V164H178V162H179V157H180V155H179V153H176V152H174ZM17 157H19V156H17ZM84 157H87V159L85 158L84 159ZM94 157V158H93ZM113 157V159H111ZM75 158V159H74ZM78 158V159H77ZM116 158V159H115ZM154 161V163H153V161L151 160V159ZM154 158H155V160H154ZM42 159V160H41ZM47 159V160H48ZM68 159V158H67ZM74 159V160H73ZM82 159H84L85 160V162H86V165H87V163H88V161L91 163H88V167L87 166H85V164H84V167L83 168H78L77 167V164L79 163V162H81L82 161V163H83V160ZM100 159V160H101ZM114 159H115V162H113L114 161ZM253 161L251 162V163H247V167H248V169H247V172L243 175V177H241V182L243 183H247V182H249L251 179H252V177L254 176V173H253V171L251 170V169H253L254 168V166H255V164H254V161H255V163H257L258 162V159H259V157L257 156V155H255L254 157H253ZM27 160H23V161H27ZM36 162H35V161ZM41 160V162H39ZM87 160V161H86ZM95 161V165H93L94 163H93V161ZM117 160H118V162H117ZM121 160V161H120ZM140 160V161H141ZM144 160H148V162H147V164H146V161H144ZM150 160H151V164H150ZM178 160V161H177ZM257 160V161H256ZM29 161V160H28ZM31 161V162H32ZM43 161V162H44ZM107 161V162H106ZM124 161H126L125 162V165H124V167H123V164H124ZM133 162V163H131V162ZM30 162V161H29ZM29 162H28V164H29ZM33 162H32V164H33ZM39 162V163H38ZM97 163V164H96ZM104 163V164H103ZM114 163V166L112 165ZM115 163H118V164H115ZM127 163V164H126ZM135 163V164H134ZM137 163V164H136ZM152 163H153V165H152ZM32 164H29V166L30 165H32ZM120 164V165H119ZM133 164H134V166H133ZM143 164V165H142ZM145 164V165H144ZM249 164V165H248ZM34 165V164H33ZM91 165V166H90ZM102 165H104V166H102ZM112 165V166H111ZM147 165V167H144V166H146ZM150 165H152V168L151 169H149V166ZM250 165H252L253 167H251L250 168ZM97 166V167H96ZM108 166H109V169H110V172H108ZM116 166L118 167L117 169H116ZM76 168L77 170L76 171H79L80 169H82V171L80 170L79 171V173L78 172H76V171H74L75 169H73V168ZM87 169H86V168ZM93 169H92V168ZM103 167V168H102ZM115 167V168H114ZM131 167L133 168L132 169V172H131ZM137 167V168H136ZM151 167V166H150ZM154 167V168H153ZM85 168V169H84ZM101 168V169H100ZM106 170H105V169ZM137 170H135V169ZM250 168V169H249ZM89 169H91V170H89ZM96 169L98 170V171H96ZM99 169L101 170V171H103V172H105V174L106 175H104V173L103 172H100L99 171ZM113 169H114V171H113ZM113 172H112V171ZM121 170H122V173H120L121 172ZM130 170V171H129ZM107 171V172H106ZM119 171V172H118ZM135 171V172H134ZM138 171H139V173H140V175L138 176ZM150 171V172H149ZM18 172H22V169H21V167L19 166V168H18ZM88 172V173H87ZM92 172H99V173H93V174H91ZM111 172H112V174H111ZM123 172H124V174H123ZM130 172V173H129ZM137 172V173H136ZM153 172V171H152ZM221 172H222V170L220 171V170H217V171H215V172H213L212 174H210L209 175V178L210 177H219L220 178V180H219V184H218V187L220 188L221 186H222V177H223V175H221ZM81 173L83 174V175H81ZM101 173H103L102 175H101V177H100V175L98 176V174H101ZM114 173L116 174V173H119L118 175H120L119 177L118 176H116V175H114ZM78 174H80V175H78ZM92 175V176H89V175ZM94 174L96 175V176H94ZM111 174V175H110ZM135 174H137V176L135 175ZM141 174H143V175H141ZM222 174H223V172H222ZM109 175V176H108ZM151 176L153 175V173H151L150 174ZM79 176V177H78ZM81 176V177H80ZM88 176V177H87ZM99 178H98V177ZM114 176V177H113ZM122 176H123V179H122ZM131 176H133V177H131ZM70 177H72V178H70ZM86 177V178H85ZM94 177V178H93ZM97 177V178H96ZM110 177V178H109ZM130 177V178H129ZM137 177H139L140 178V180L137 178ZM70 178V179H69ZM77 178H79V179H77ZM89 178H91V179H93V180H90ZM101 178V179H100ZM105 178V179H104ZM114 178V180H112ZM135 178V181H136V179L138 180V181H136V182H134V180H132L131 181V179H134ZM67 179V180H66ZM102 180V181H100V180ZM242 179H244V180H242ZM249 179V180H248ZM79 180V181H78ZM115 180H117L116 181V185L114 184L115 183ZM130 180V181H129ZM77 181V182H76ZM87 181V182H86ZM92 181H94L93 183H92ZM104 181V182H103ZM110 183H109V182ZM113 181V182H112ZM123 181V182H122ZM139 181H143V183H137V182H139ZM106 182V183H105ZM108 182V183H107ZM122 183L123 184V186H122V188H121V186L119 187V183ZM132 182H133V184H132ZM66 183V184H65ZM76 183H78V184H76ZM118 183V184H117ZM136 183L138 184V185H136ZM48 184V183H47ZM105 184H107L108 186L106 187V185ZM121 184V185H122ZM155 184H158V186H155ZM94 185V186H95ZM104 185H105V188H103L104 187ZM109 185L111 186V187H109ZM127 185V186H126ZM130 185H132L131 186V188H130ZM149 185V186H148ZM147 185V189H149V190H156V191H159V190H161V185L157 182V183H153L152 182V185H151V183H149ZM151 185V186H150ZM154 185V189H152L153 186ZM159 185H160V187H159ZM203 185H204V182H202L201 183V185L199 184L198 185V187H197V189H199V190H197V193H198V191L200 192V197H199V195L197 196L198 198H199V200L201 199V200H203L204 199V192H203V194H202V189L201 188H203ZM113 186V187H112ZM115 186V187H114ZM139 188V189H137V187ZM62 186H58L57 187V189H59V192L58 191H56L57 189H54V190H51L52 188H50L49 186H45V188H44V191H43V189H42V191L43 192H41V195H44V194H46V193H48V194H46V196H48L49 194H50V196L51 195H58V194H64L65 193V191H64V189L63 188H61ZM81 187H79V188H81ZM129 187V188H128ZM136 187V188H135ZM151 187V188H150ZM157 187H158V189H157ZM49 188V189H48ZM70 189H68V190H70L69 192L67 191V189H66V192H68L67 193V195H68V197H66V199H67V201H65V203L67 204V206L65 205V208H64V210H66L65 211V216H64V214H61V216H62V218H61V216H60V214L58 213V210L57 209H54V207H53V209H52V211L54 212H52L51 211V209H50V207L49 206H52L51 205V203H50V201L48 202V201H45V204L48 202V205L46 206L47 208V210L46 209H44L43 211H51L52 213H53V215H52V213L51 212H48L49 213V215L51 214L52 216H51V220L54 218V216H55V214H56V218H58V220H56L55 218H54V220H52V222H54L55 223V225H54V223H52L53 225H54V229L53 230H55L54 232L55 233H57V234H53L54 232H52V231H50V232H48L47 233V240H48V242H49V244H52V247L53 246H55V244L54 243H56V245L57 246H55V247H58V246H60L59 244H62L61 243V241L59 240L60 239V237H61V233H62V229H60V227H57L60 223L59 222H65V220H67L68 221V219L71 217V215H72V219L73 218H75V215L74 214H72L71 212H75L74 211V209L75 208H77L76 207V205L77 204H80V201H79V198H78V196H77V198H78V201L79 202H76V200L77 199H75L74 201H72L73 199H74V196H76V195H72L73 193L74 194H80V190H84V189H79L78 187V189L77 188H74L73 190H72V188L71 187H69ZM108 188V189H107ZM141 188V189H140ZM47 189L50 191H53V193L51 192V193H49V191L47 192ZM62 189H63V191H62ZM119 189H121L120 191H119ZM129 189H131V190H129ZM135 189H136V191H135ZM76 190V191H75ZM78 190V191H77ZM102 190H103V192H102ZM108 192H107V191ZM124 190V191H123ZM126 190H129V193H128V191H126ZM46 191V192H45ZM55 191V192H54ZM76 193H75V192ZM106 191V192H105ZM113 191V192H112ZM117 191V192H116ZM122 191V192H121ZM45 192V193H44ZM60 192H62V193H60ZM72 194H71V193ZM82 192V191H81ZM98 194V199H97V195L95 194ZM110 192H112V194L110 193ZM120 192V193H119ZM127 193L126 195H127V197H125L126 195H125V193ZM58 193V194H57ZM72 195H70V194ZM110 195H109V194ZM119 195V196H116L117 194ZM121 194V195H120ZM64 195H66V194H64ZM115 197H114V196ZM133 195V196H132ZM145 195V196H144ZM70 196L72 197L70 200H69V198H70ZM81 196V195H80ZM100 196V197H99ZM105 196V197H104ZM107 196V197H106ZM124 198H123V197ZM128 196H130V198L131 199H126V198H128ZM135 196V197H134ZM143 196V197H142ZM65 197V196H64ZM92 197V198H91ZM95 197V198H94ZM102 197L104 198L103 200H102ZM113 197V198H112ZM118 197H120L119 199H118ZM151 197H152V195H151ZM52 198V197H51ZM100 198V199H99ZM106 198H107V200H106ZM113 199V200H111V199ZM145 198H147V199H145ZM36 199H38L39 200V198H35V200ZM95 199L97 200V201H101V205L99 204L100 202H94L95 201ZM115 199H116V201H118V202H116L115 201ZM118 199V200H117ZM123 199H124V201H123ZM145 199V200H144ZM64 200H65V198H64ZM68 200H69V202H68ZM104 200H106V202H107V204H106V202L104 201ZM110 200V201H109ZM119 200L121 201L122 200V202H119ZM126 200V201H125ZM130 200V201H129ZM147 200V201H146ZM108 201L109 202H112L111 203V205H109L108 204ZM114 201H115V203H114ZM127 201H129V202H127ZM41 201L39 200V201H36V203H40ZM72 202H74V205H72L71 203ZM127 202V203H126ZM147 202H150V204L148 203L147 204ZM152 202V203H151ZM94 203V204H93ZM102 203H103V205H102ZM118 203V204H117ZM125 204V205H123V207H122V205L121 204ZM160 203H161V201H160ZM70 204V205H69ZM115 204V205H114ZM146 204H147V208H146ZM153 204V205H152ZM37 205H39L37 208H34L33 210L35 211L36 209L38 210H36L37 212V214L38 213H40L41 212V210H39V208L41 207L40 205H42V203L41 204H37ZM82 205V206H83ZM93 205H95V206H93ZM105 205H108V206H106L105 207ZM151 205V206H150ZM155 205V206H154ZM72 206V207H71ZM73 206H74V209H72L73 208ZM78 206V205H77ZM86 206V207H85ZM98 206V207H97ZM104 206V207H103ZM121 206V207H120ZM142 206V207H141ZM154 206V207H153ZM48 207H49V209H48ZM66 207H67V209H66ZM92 207V208H91ZM95 207V211H94V208ZM118 207H120V208H118ZM145 207V208H144ZM43 207H41V209H42ZM45 208V207H44ZM116 208H118V209H116ZM163 208V205H161V210H165V209H162ZM70 209H72L71 210V212H70ZM101 209V208H100ZM108 209V210H107ZM116 210L115 212L116 213H114V214H116V215H114V214H112L113 213V211L114 210ZM144 209V210H143ZM157 209V212L155 211V210ZM57 210V213L55 212ZM111 210V211H110ZM119 210H120V212H119ZM149 210V211H148ZM151 210V211H150ZM154 210V211H153ZM158 210H159V213H158ZM105 211V212H104ZM140 211H144L143 213H141ZM71 214H70V213ZM102 212L105 214H102ZM106 212H108V213H106ZM117 212H119L118 214H117ZM42 213V212H41ZM64 213V212H63ZM109 213L111 214V216L113 217H111L110 215H109ZM146 213V214H145ZM157 215H156V214ZM58 214H59V216H60V218H59V216H58ZM68 214V215H67ZM70 214V215H69ZM91 214V215H90ZM153 214H154V216L157 218H155L154 216H153ZM160 214V215H159ZM167 214V213H166ZM108 215V217H110V219L112 218V221L109 219L108 220V218L106 217ZM150 215V219L151 220H153V221H155L154 223H156V224H153L152 225V227H151V225L150 224H147V222H150L151 220L149 219V216ZM154 217H152V216ZM165 215V216H164ZM67 216H68V218H67ZM74 216V217H73ZM104 217V218H103ZM105 217H106V219H105ZM115 217H116V219H119L120 221H119V223H118V220H116L115 219ZM121 217V218H120ZM148 217V218H147ZM161 218H163L162 217V215L160 216ZM159 217V218H160ZM61 219V220H60ZM65 219V220H64ZM113 219H115L116 221H113ZM156 219V220H155ZM70 220L71 219H69V222H67V223H69V225H71V224H76L75 222V220L74 221H72L71 220V222H70ZM263 221H264V218L262 219ZM57 221H59V222H57ZM102 221V222H101ZM107 221H109V222H107ZM143 221H144V223H143ZM153 221H151L152 223H153ZM106 222L107 223H110V224H113V225H107L106 224ZM111 222H115V224L114 223H111ZM150 222V223H151ZM59 223V224H58ZM71 223V224H70ZM146 223V224H145ZM151 223V224H152ZM74 224L73 225H71V226H74ZM142 226H141V225ZM143 224H144V227H143ZM145 225H148L149 226V228H148V226H147V228H146V226ZM70 226V227H71ZM112 226H116L114 229L112 228ZM143 227V228H142ZM151 227V228H150ZM249 227L250 228H253L254 227V225L251 223L250 225H249ZM57 228H58V230H57ZM108 228H110V229H113V230H109L108 231ZM141 230H140V229ZM156 230H155V229ZM107 229V230H106ZM145 229H148L149 230V232H148V230H147V233L146 234H148V235H146L145 234ZM151 229V230H150ZM228 229V228H227ZM62 230V231H61ZM103 230H104V232H105V230L106 231H108L107 233H106V235L107 236H109L108 238H106L105 236V234L103 233ZM140 230V231H139ZM143 230V231H142ZM154 231V232H150V231ZM264 230V229H263ZM263 230H261L262 232H263ZM96 233H95V232ZM99 231H101L100 232V234H101V236H100V234L98 233ZM145 231V232H144ZM52 232V233H51ZM58 232H61L60 234L58 233ZM124 232V233H123ZM144 232V233H143ZM50 233V234H49ZM104 234V235H103ZM137 234V235H136ZM143 235V236H141V235ZM145 234V235H144ZM150 234V235H149ZM51 235V236H50ZM64 234L62 233V236H63ZM104 236V238L105 239H103V236ZM136 235V238L134 237ZM54 236H56V237H54ZM59 236V237H58ZM117 236V237H116ZM122 236H125V238L124 237H122ZM137 236H139L140 237V239H139V237H137ZM149 236V238H147V237ZM212 236V235H211ZM262 236L264 237V234H262ZM54 237V238H53ZM96 237H98V240H97V238ZM132 237H134L135 238V240H134V238H132ZM27 238V239H26ZM25 238V240H23V241H25L24 243L22 242V245H21V243H20V239H18V240H20V241H18V240H16V243H15V250H16V254L14 255V258H15V256H16V258H17V260L19 261V263H23V261H25L24 260V258H22V260H21V257H25V256H23L24 254L26 255V253H27V256H28V253H30V252H33L32 250V245H31V247H30V245L29 244H32L31 242H29L30 240L28 239V237H26ZM48 238H50V239H48ZM101 238V239H100ZM124 238V240L122 241V239ZM147 238V239H146ZM63 239H64V237H62V242H63ZM137 239V240H136ZM146 239V243L143 241V240H145ZM100 240V241H99ZM126 240H127V242H128V244L129 245H127V242H126ZM130 240V241H129ZM147 240H149L148 242H147ZM28 243H27V242ZM52 241V242H51ZM94 241V242H93ZM110 241V242H111ZM51 242V243H50ZM122 242V243H121ZM130 242V243H129ZM145 244H144V243ZM18 243V245H16ZM58 243V244H57ZM92 243H95V244H92ZM137 243V244H136ZM140 243V244H139ZM20 244V245H19ZM27 244V245H26ZM87 244V245H86ZM134 244H135V246H134ZM88 245L90 246V247H88ZM92 245V246H91ZM16 246H17V248H21V247H23V249L22 250H20V249H18V252H17V248H16ZM20 246V247H19ZM26 248H25V247ZM87 246V248L86 249H84L83 250V247H86ZM28 247H30V248H28ZM121 247V246H120ZM81 248H82V251H81ZM24 249H26V250H30V252H27L26 251V253H24L23 254V252H25L24 251ZM76 251V253H75V255H74V257H73V261H78V257H80L81 256V253L79 252V251ZM97 250V251H96ZM20 251H21V253H20ZM79 252V253H78ZM90 252V251H89ZM97 254H96V253ZM108 251H106L105 253H107ZM101 252H100V254H102ZM18 254H22V256H19ZM32 254V253H31ZM30 254V255H31ZM96 254V255H95ZM79 255V256H78ZM120 256V255H119ZM149 256H151V254H149L148 255V257ZM43 257V258H42ZM41 257V261L42 262H45V260H46V257L47 256H42ZM20 258V259H19ZM118 258V257H117ZM111 259V258H110ZM44 260V261H43ZM150 260V257L149 258H147V261H149ZM47 261V260H46ZM200 260H192L191 262H190V264H203V262H204V264H212V262H211V260L209 261V262H206L205 263V261H200ZM0 262H1V260H0ZM111 262V261H110ZM168 262H169V264H173V259L171 258V257H167L166 259H164L163 260V263L162 264H168ZM172 262V263H171ZM260 262V261H259ZM261 263L262 264H264V259L263 260H261ZM261 263H258V264H261ZM2 264V263H1ZM110 264H118V262H117V260H115V261H113L112 263H110ZM229 264H244V262H242V263H240V262H232V263H229Z\"/></svg>","mask_w":264,"mask_h":264}]
</instances>
